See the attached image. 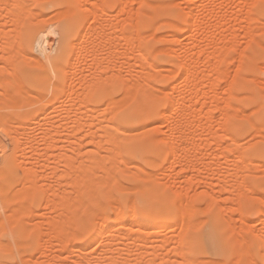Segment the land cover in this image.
Returning <instances> with one entry per match:
<instances>
[{
    "label": "rangeland",
    "instance_id": "1",
    "mask_svg": "<svg viewBox=\"0 0 264 264\" xmlns=\"http://www.w3.org/2000/svg\"><path fill=\"white\" fill-rule=\"evenodd\" d=\"M13 1H15V0H12V2L9 1L10 2L9 6L15 5V4L12 5V3H14ZM16 1H15V3H16ZM136 1L134 0V2H132V0L131 1L130 0H91V1L90 0H82V1L81 0H79V1L78 0H30V1L25 0V1L21 2V0H19V3L17 2L19 5H20V3H23V4H21L22 6L27 4L24 6L25 11H23L24 10L23 7H21L22 9L17 8L19 6L18 4H17V7L16 6L14 7L15 11H13V12H11V10H12L11 7H10V9L6 8L5 11L3 10L4 12H2V14H1V15H4V16H1L2 21H4V20L6 21L7 19H8L7 21H10V18H12V15H13V16H15L14 20L17 22L14 21L11 24V22L8 23L6 21L8 25L11 24L10 26H8L7 24H4L8 30L11 27H14V28H11L9 33H7V34H6L7 31L4 32V34L6 36L3 35L0 38V50H1L0 51V69H1L0 70V79L3 80V81L0 80V82L2 83V84L0 83L1 84L0 90L2 92V93L0 92V96L2 98V99L0 98V110H1L0 113L4 112L3 113L4 115L3 114L0 115V136H1L0 137V187H1L0 188V264H20L21 262L24 261L23 260L24 258H25V261L30 262V264H32V263L33 264H57V263L58 264H62V263L63 264H72V263L77 264V260H78L79 264H83V261H85V260L86 261L88 260L90 262V264H93L91 261H92V259H96L97 256L99 255V248H100L99 246L101 245V243H100V241H97V240H93L92 243L89 241L87 242L85 240V234L84 233H85V231L88 230V228L90 229V228L98 227V225L103 221V217H105L107 215L112 217V216H114V214L116 212H121L124 215V219H126L128 221V223L132 222L131 224L134 225L133 226L134 228H136V229H134L133 227H131L133 229L126 231V235H125L126 236L125 240L129 241L128 243L130 244V245L127 244L128 247L130 246L129 250L131 249V251H133V252H129L127 250V252L130 253L129 254L130 256L128 257V259H129L128 263L129 262L131 264L134 262H135L134 264H136V263L137 264L148 263V262L144 263V261H146L147 258L148 259L151 258L152 255L149 256V253L152 249V252H154L155 253L154 255H156V257H157V259H156L157 261L155 259H152V260H150V261H153V263L151 262V264H165V263L173 264L170 262V260L172 261L173 259L176 262L178 261L177 264H179V263L180 264H184V263L185 264H194L196 260L197 261L195 264H201L202 260L204 258L205 259L209 258V259L204 260L203 263L209 264L211 262H209V263H205V262L210 261V258L211 259H214V258H213V256L212 257L208 256V253L206 252V250L203 246L202 240L210 235L213 222L214 223L215 222H221L223 224L225 231H226V238L228 240V243L236 251V253H237L236 255L240 256L239 264H251L252 262H254L252 264H264V230H262V229H264L263 228V226H264V213H263L264 212V0H210V1L209 0H184L185 2H182L181 0H172L173 2L171 0H141V1L139 0V2H138V0H136ZM152 2H153V4H152ZM155 2H158V3H155ZM161 2H163V3L160 4ZM164 2L166 3V5ZM29 3L30 4L32 3V4L29 5ZM41 3H45V6H46L44 8L43 18H44V16H46L45 18H48V19L44 20V21H46L47 25H52L51 23L54 24L58 20L65 18L68 15V13H70V10L67 13V15H64L62 13V11L65 12L64 9L66 10V8H68V7L69 8L71 7L70 9L73 10V12H75V14L78 16V19L80 21V28H79L80 32H78L77 35L70 40L71 41L70 45L67 46V58L65 60V69H64L63 75L61 77V82H60L61 87L58 88L56 96H53L50 93L51 88L49 85L32 84V82H30V81H28L29 82V85H28V82H27V80H28L27 76H28L30 70H32L36 67V66L33 67L34 66V64H33L34 60L37 61L36 58L40 59V60L41 59L44 60V58H45L44 54L41 55L42 52L40 51V49L38 47H36L37 40L32 39V38H28L27 35L23 33V32H25V29L26 30L28 29L26 27H30V25L27 24L28 20H30L32 18L31 20L33 22H36L37 20L40 19L38 16H35V13L40 11ZM167 3H169V5H167ZM207 3H208V5H207ZM66 5H68V7ZM5 6H8V5L6 4ZM117 7H119V8H117ZM26 8L29 11L31 10L32 14L30 13V15H29V13L26 12V11H28V10H26ZM62 8H64V9H62ZM57 9H59V10H57ZM61 9H62V11H61ZM98 9H99V11H98ZM22 11H23V13L26 12V14L24 13L25 15L23 14L25 17H23ZM58 11H61V13H62L61 16H60V14L58 16L55 15V14H57ZM66 11H68V10H66ZM100 11H101V13H99ZM114 11H115V13H114ZM88 12L92 13V14H89ZM112 12H113V14H112ZM8 13L10 15L12 14L10 18L9 17L7 18V16H9ZM14 13H15V15H14ZM98 13H99V16H98ZM109 13H110L111 17L113 18V20L111 19ZM19 14L22 16H20ZM16 15H18L20 17L19 20L22 17H23L22 19H24L23 21L22 20L20 21L21 24H19V26L16 24V23H19L18 22L19 20L17 19ZM31 15L34 17H32ZM105 15H106V17H105ZM112 15H114L116 17H114ZM195 15H197V16H195ZM35 17L39 18V19H36ZM197 17H198V19H197ZM100 18H101V20H100ZM104 18H105V21H104ZM50 19H51V21H50ZM116 19L119 21H117ZM110 20H111V23H113L112 26H111V24L109 26L108 21L110 22ZM133 20H135V21H133ZM171 21H173V22H171ZM104 23H106V25ZM107 23H108V25H107ZM94 24H96V25H94ZM114 24H115V26H113ZM119 24H122V25H119ZM12 25H14V26H12ZM22 25H24L23 28H22ZM179 25H180V27H179ZM226 26H228V27H226ZM5 27L3 26L2 28L5 30L6 29ZM113 27H115L116 32L120 31V33L119 32L116 33L114 31ZM134 27L136 29H134ZM21 28H22V31L20 30L21 31V33H20V31L18 29H21ZM99 28H101V29H99ZM14 30L16 32L17 31H19V32L16 33ZM82 30H83V32H82ZM107 30L111 34H108ZM13 32H15V34ZM222 32L224 34H222ZM13 34L15 36H13ZM18 34H19V36H18ZM80 34L82 36L83 35H86V36L82 37ZM98 34L100 37H98ZM147 34H148V37L145 36ZM154 34H156L158 36H156V35L154 36ZM108 35H109V37L107 38ZM190 37H192V38H190ZM206 38H207V40H206ZM15 39H16V41H15ZM26 39H27V41H26ZM113 39H116V40H113ZM110 40H112V41L110 42ZM191 40H192V43H194V44L191 43ZM209 40L211 41V43H208V42H210ZM83 41L85 42V44H84L85 47L83 45V43H84ZM114 42H115V45H114ZM108 43H109V45H108ZM116 43H118V44L116 45ZM128 43H130L131 48L129 47ZM32 44H33V47L31 48ZM55 44L56 43H54V45ZM218 44H219L220 49L218 48ZM2 45H3V47H2ZM82 45H83V47H82ZM101 45H102V47H101ZM193 45H194V47H193ZM121 46L124 47V49L126 51ZM34 47H36V48H34ZM132 47H135V49H133ZM170 47H172V48H170ZM190 47H191V49H189ZM105 48H107V49L105 50ZM129 48H130V50H129ZM165 48H167V49H165ZM113 49H115L114 52H112ZM109 50H111V52ZM121 50H123L124 52ZM134 50L137 52H135ZM207 50H208V52H207ZM37 51H39L40 53L39 52L37 53ZM154 51H155V54H154ZM163 51H165V52H163ZM168 51H170V53ZM180 51H181V53H180ZM222 51H223V53H222ZM102 52H103V54H102ZM104 52H106V53H104ZM214 52H216V54ZM97 53H99V54H97ZM121 53L123 54L124 57L122 56ZM127 53H128V56H127ZM129 53H131V55ZM137 53H138L139 57L141 56V59L143 58V60L145 59V61L147 59V62H149V61L150 62L146 63L143 60H141L137 56ZM141 53L145 56V58H144V56H142ZM166 53H169V54H166ZM185 53H186V55H185ZM39 54L42 58L39 56ZM110 54H111V56H110ZM189 55L191 56L190 58H189ZM82 56H83V58H81ZM105 56H107V58ZM117 56H120V57H117ZM187 56H188L189 61L186 58ZM199 56H201V57H199ZM76 58H77V60H76ZM126 59H128V60H126ZM94 60H96V62ZM100 60L103 63L100 64ZM105 60H107L109 62L111 60V62H110L111 64L110 65L107 64L109 62H107ZM93 61L95 64L93 63ZM112 61H114V62H112ZM129 61L131 63H129ZM182 61H186V62H182ZM124 63H125V65H124ZM194 63H196V64H194ZM96 64H98V65H96ZM105 64H107L109 66H107ZM131 64H133V65L136 64V65L135 66L132 65L133 67L128 66ZM35 65H36V63H35ZM79 65H81V66H79ZM95 65H96V67H95ZM101 65L102 66L105 65V67L103 66L104 69L107 67L106 71L104 70L106 73H104L103 70H101L102 71L101 72L100 69H97V68H101L102 67ZM117 65H120L119 67H121V68L117 67ZM183 65H185V66H183ZM216 65H217V67H216ZM31 66H32V68L30 69ZM78 66H79V68L80 67L82 68V69L80 68L79 71H78V69H79ZM201 66H203V67H201ZM85 67H87V68L85 69ZM108 67L110 69L112 67H114V68L110 70ZM122 67H124V68H122ZM141 67H142V69H140ZM149 67H152L151 69H153V67H154V69L149 70ZM189 67L190 68L194 67L195 69H193V68L192 69L195 72L192 69H190ZM73 68H74V70L76 68V70L78 72H80L81 70L82 71L80 73L75 74L77 71L75 70V73L72 72V71H74ZM117 68H119V69H117ZM143 68H144V70H143ZM161 68H163V69H161ZM186 68L189 69V72H188V69H186ZM93 69H94V71H93ZM130 69H131V71H130ZM147 69L149 70V72H151L152 75H150V73L147 72ZM204 69H206V70H204ZM164 70H166V71H164ZM168 70L170 72H168ZM190 70L192 72V76H191ZM216 70H217V73H219V74L215 73ZM136 71H138V72H136ZM162 71H164V73L166 75H164V73ZM114 72H115V74L120 72L119 74H120V76H122V79H120V80L117 79L119 77H115V76H117L119 74L115 75ZM140 72L142 73V75H139ZM172 72H174V73H172ZM203 72H204V74L209 73L208 75L205 74V76H207V77L204 76ZM101 73H103V74H101ZM127 73H129V75ZM144 73H145V75L146 74H148V75L144 76ZM188 73H190L189 74L190 76L188 75ZM14 74H15V76H14ZM98 74L101 76H99ZM107 74H110V75L114 74L113 75L114 78L112 80H110L111 82L109 85H108L109 81H107V83L105 81V83L103 84V81H104L103 79H105V76H107ZM134 74H138V75H135L137 77H133ZM168 74L170 77L168 76ZM93 75H96V76H93ZM110 75L108 77H110ZM155 75H156L157 79H156ZM3 76L5 78H3ZM81 76L82 77L84 76L85 80H81V83H80V81H78V80L83 79ZM97 76H98L99 81H100V78L101 79H102V77H104V78L100 82L97 81V83H100V84L96 83L94 85V79H95V82H96V80H98V79H96ZM123 76L125 77V80L126 79L128 80V77L130 76V80H128V84L131 82L130 85L132 83H134V85L131 87L130 85H127L126 82H124L125 80L122 81L124 79ZM148 76L149 77L151 76V77L149 78ZM216 76H217V78H216ZM13 77H14V79H13ZM88 77H90V78H88ZM144 77L145 78L148 77V79H146L147 81L145 79L143 80ZM193 77H195V78H193ZM209 77H210V79H209ZM6 78H7V80H6ZM72 78H74V79H72ZM92 78H94V79H92ZM185 78L186 79L188 78V80H191V81L187 80L188 81L187 82V81L183 80ZM106 79H107V77H106ZM133 79L134 80L136 79V81H134ZM63 80H65V81H63ZM75 80L77 82H75ZM86 80L87 81L90 80V81L87 82ZM132 80H133V82H132ZM180 80L182 83L179 82ZM137 81L139 83L141 81L145 82L146 83V85L144 84L145 87L143 85H142L143 88H141L142 86L136 87L135 82L137 84L138 83ZM82 82L84 83V85H86V84L91 85V83H92V85H94L96 87H92V85L89 87L82 86L83 85ZM89 82H91V83L88 84ZM139 83L137 84V86H139ZM212 83H214L213 87L211 86ZM193 84H195V85H193ZM35 85H36V87H35ZM103 85H105V86L103 87ZM19 86H23V88L19 87ZM128 86H130V91L133 87L136 88L134 95H131V94H133L132 91H134V88L131 92H129ZM1 87L4 88V89L3 88L2 89L5 92H7V93L9 92L10 94L4 93V91H2V89H1ZM17 87L19 89L22 88L23 90L26 89L29 92L31 91L30 93L33 95H31L30 93L27 94L28 92L26 93V91L24 90V92L22 91V93L27 94V95L24 94L25 95V98H24V95H22L21 92H20V94L18 93L17 90H19V89H16ZM82 87H84V88L87 87L86 89H88V90H86V89L84 90V88H82ZM149 87H151V88H149ZM154 87H155V89H154ZM73 88H74V90H73ZM106 89H108L109 91ZM124 89L125 90L127 89V90L125 91ZM141 89H144L145 91L147 90V93H153L154 96H152V97L147 96V94L144 93V90H141ZM148 89H150L149 92H148ZM156 89H157V91H155ZM192 89H193V91H191ZM195 89H196V91H195ZM80 90H81V92H79ZM85 91H86V94H88L87 97H89V98H87L86 96H82V95H86L84 93ZM90 91H91V93H90ZM124 92H126V93H124ZM69 93H71V95H69ZM108 93L110 96L108 95ZM122 93L128 94L127 98L124 95V99H123ZM211 93H212V95H210ZM3 94H5V95L7 94V95L4 96ZM36 94H37V96H36ZM39 94H41L40 98H39ZM78 94H81V95H79V97H76V96H78ZM47 95H49V100L47 99L48 98ZM201 95L204 96V98ZM13 96H14V99H13ZM28 96H30V97H28ZM35 96H36V99H34ZM66 96H68V97H66ZM72 96H73V98H72ZM130 96H131V98H130ZM179 96H181V97H179ZM182 96H183V98H182ZM6 97H10L9 100ZM21 97H22V99H21ZM37 97H38L39 101H37L38 100ZM81 97L82 98L86 97V99H83L84 100L83 101L81 99ZM117 97H121V98L116 99ZM201 97H202V99H201ZM3 98H4V100H6V99L7 100L2 101ZM15 98L17 99V101L20 100V103L18 104L19 107H18V105H16L17 101ZM30 98L33 100H31ZM114 98H115V100H113ZM65 99H66V101L69 99L67 101L68 103L66 101H64ZM131 99H132V101H131ZM10 100H12V102H11V105L10 104L9 105L12 107H10L8 105ZM77 100L78 101L80 100V101L78 102ZM7 101H8V103H5ZM14 101H16L15 104H14ZM31 101H33V102H31ZM110 101H111V104H110ZM34 102H36L37 104ZM78 103L81 105H79ZM83 103H84V105H83ZM62 104H64V105H62ZM193 104H194V107H193ZM226 104H228V105H226ZM116 105H119V106H116ZM122 105H123V107H122ZM177 105H178V108H177ZM181 105H182V107H181ZM184 105H186V106H184ZM187 105H188V107H187ZM259 105H261V107ZM14 106H16V107H14ZM53 106H54V108H53ZM74 107L75 108L77 107L78 109L77 108L75 109ZM116 107H117V109L115 111V109H113V108H116ZM118 107H120V109ZM184 107H186L187 109ZM189 107H191V108H189ZM224 107H226V108H224ZM55 108H58V109H55ZM59 108H63V109H59ZM223 108L225 111L223 110ZM69 109L72 110L73 112L70 111ZM112 109L114 110L113 111L114 113L111 112V114H113V115L110 114V111ZM135 109L139 113L142 112L141 117L137 118V119H130L129 118L130 113L132 111H134ZM206 109H208V110H206ZM253 109H255V111ZM54 110H56L57 112ZM86 110H88V111H86ZM89 110H92V112L91 111L89 112ZM103 110L105 111V114H104ZM107 110H109V111H107ZM46 111H49V112H46ZM74 111H75V113H74ZM76 111L79 113H80V111H82L83 113H80L82 116L79 113H78L79 114L78 115ZM102 111H103V113H102ZM106 112H107V114H106ZM250 112H252V113H250ZM47 113L50 115H48ZM95 113H97V114H95ZM200 113H202V114H200ZM53 114L55 117H57V118H55V120L53 118L54 117ZM57 114L60 115L62 118L60 116H56ZM87 114H89V115H87ZM152 114H154V116ZM172 114H178V115L174 116ZM83 115H84V117H83ZM109 115H111V116H109ZM170 115H172V116H170ZM180 115H181V117H180ZM225 115H227V116H225ZM42 116H43V118H42ZM236 116L238 118H236ZM74 117H76L79 120V123H78V120L76 118H75V120L77 121V123L75 120H72V118L74 119ZM90 117L93 120H91ZM93 117H98V118H93ZM108 117H109L108 120H110L111 124L114 125L113 128L116 127V130H119V131L121 130V131H125V132H122L121 136H119L120 134L116 135L117 133H120L119 131H117V133L115 131L113 132L112 130L109 132L110 128L108 127L109 129H106V130H108L107 132H109L107 139L109 138L110 140L106 144L111 146V148H113V149L108 148V145H106L104 143V145H103L104 148L110 151V152L108 151V153H107V151H104L105 149L103 148L104 150L103 149L102 150L104 152H106V153H104L103 151L101 152L98 145L94 144L98 147L96 149H98L99 152H101V153H95V155L92 157L95 158L97 155H100L101 157H103V156H105V155L107 156L109 154L110 157L113 159V156L117 155L116 157H114L115 160L112 162L110 157L108 158V156L107 157L105 156L104 161L100 160V161H102L101 164L103 163L101 165L102 167L100 166V164L99 165L95 164L97 166V167L95 166V168L93 166V168L96 169V171L98 170L97 171L98 173L96 171L90 169V168L89 169L91 171L88 169L89 171L84 172L85 174L86 173L89 174V177H90L89 180L90 181L88 180V182H90L92 184V181H93L92 187H94V189H92L88 185L89 184L88 182H87L88 187H87V189H85V185H83L85 182L84 180L80 181L81 185H77V184L73 183L74 185L72 187L71 185H69L68 182H71L73 177L75 178V176H73L74 173H76V174L78 173L77 166L80 164L79 160H81L82 158H85V159L88 158V160H89V158L91 157L89 155H87L88 157L85 155L82 156L83 153L82 154H79V153L82 152L81 150H83V152H84L85 150H87V148H89L88 150L93 149L92 151H95V152L98 151V150L96 151V149H94L96 146L91 147V145L93 146L92 141L94 140V138H95V140H97L98 135L101 133V131H100L101 127H102V129H104L103 124L109 125L110 122L109 123L106 122V121H108L107 120ZM176 117L177 118L179 117L177 120L178 122L176 121V119H177ZM246 117H249V118H246ZM10 118H12L13 120H10ZM171 118H174L175 121L173 119L171 120ZM62 119L64 122L62 121ZM68 119H69V121H68ZM104 119H106V121H104ZM46 120H47V122H46ZM49 120H50V122H48ZM59 120H61V121H59ZM85 120H86V122H84ZM89 120L94 122L95 125H98V127L97 126L96 127L98 128V130L99 129L100 130L95 133L94 131H96L97 128L95 127L94 123L91 122L93 125L91 123H89L90 122ZM97 120H100V121L103 120V121H101L99 123ZM87 121H88V124H90V125H86V127H83L85 125V123L87 124ZM102 122H104V123H102ZM175 122H177V123H175ZM189 122H191V123H189ZM4 123H6V125H3ZM55 123L61 124V125L58 126ZM80 123L82 125H79V128H80V130H79V128H77L78 126H76V125L80 124ZM29 124H31V125L29 126ZM72 124H74V125H72ZM8 125H10V126L12 125V127H9ZM53 125L54 126L56 125V127H58L60 131L58 130V128L52 127ZM66 125L68 127H66ZM71 125H72V127H69ZM63 126H65L64 128L68 129L69 131L68 130L66 131V129L64 130ZM87 126H92V127H89V129H88ZM93 127H95L96 129ZM259 127H262V128H259ZM70 128H71V130H70ZM143 128L144 129L146 128V129L144 130ZM147 128H148V130H147ZM176 128H177V130H176ZM257 128H259V131H257ZM45 129L48 131H46ZM86 129H87V131L91 130L93 132V134L94 133L97 134V137L96 136L90 137V136H92V134H91L92 132L90 133L91 134L90 136L89 135L87 136L86 133H88V132L87 131L85 132ZM140 129H142V131H141L143 133L142 135H139ZM10 130L13 132L16 131L18 134L16 132H14V133L17 136L15 134H13V132L11 133ZM55 130L59 133H56ZM77 130H79V131H77ZM41 132H42V134H41ZM60 132H61V136H60ZM134 132H136L135 133L136 135L135 134L131 135ZM137 132H139V134H137ZM147 132H149V133H147ZM52 133H53V135L54 134L55 135L52 136ZM126 133H128V134L131 133L130 137H128L129 135L126 136L127 135ZM186 133H188V135ZM6 134L11 136V138L8 137ZM11 134H13V135H11ZM47 134L50 136H48ZM101 134H105V133L103 132ZM123 134H124V136H123ZM192 134H193V136H192ZM21 135H22V137H21ZM28 135H31V136H28ZM84 135H86V136H84ZM227 135L229 137H227ZM13 136H15L16 139ZM36 136H37V138H35ZM81 136H82V139H80ZM102 136L100 135V137H102ZM111 136H113V137H111ZM116 136H117V138L120 137V139H117V141H116V138H114ZM133 136H135V137H133ZM167 136H169V137H167ZM7 137L10 139H8ZM104 137H105V135H104ZM161 137H162V139H160ZM163 137H164V139H163ZM17 138H18V141H17ZM47 138H48V140H47ZM52 138H53V140H52ZM73 138H75V139L73 140ZM92 138H93V140L90 141L89 139H92ZM129 138H130V140H129ZM191 138H192V141H191ZM227 138H229L230 140ZM22 139L24 140V142ZM38 139H40V141H43V143L40 142ZM54 139H56V140H54ZM65 139H68V141ZM76 139H78L76 142L81 143V145L79 143V146L76 145L77 148L79 147L78 151L81 149L80 150L81 152L80 151L78 152L77 150H75L76 147L74 148V150L73 149L71 150V145H73V147L75 146V144H72L73 143L72 140L75 141ZM100 139L101 138H99V140ZM114 139H115V141H114ZM174 139H177L178 141H175ZM29 140H30V142H25V141H29ZM57 140H60V142H61V140H63L64 143L63 142L60 143ZM69 140H70V142H69ZM106 140H104V142H106ZM149 140L154 142L158 146L157 149L159 150V155H155V154L141 155L140 151L137 149V145L139 143L146 142ZM159 140H161V141H159ZM86 141H89V142H87L89 144H87ZM48 142H49V146H46V145H48ZM52 142H54V143H52ZM76 142H74V143H76ZM94 142L96 143V141H94ZM100 142H98V143L101 144ZM111 142L113 145L109 144ZM115 142H117L116 143L117 147H115V145H116V144H114ZM174 142H176L175 143L176 145L174 144ZM18 143H20V144H18ZM25 143H26V146H25ZM243 143H244V147H243ZM245 143H248V144H245ZM23 144L25 146L24 149H26V150L23 149V147H24ZM50 144H54V145L50 146ZM61 144L64 147H61L62 146ZM66 144L68 145V147L66 146ZM234 144H236V145L234 146ZM249 144H250V146H249ZM17 145H19L20 147ZM69 145H70V147H69ZM82 145L86 146V147L83 148ZM89 145H90V147H89ZM192 145H194L195 147ZM229 145H231L232 147ZM239 145H241V146H239ZM32 146H34V147L32 148ZM184 146L186 147L185 150L183 149V148H185ZM36 147H37V149H38V147H41V148L37 150ZM45 147H46V149H45ZM52 147H54V148L52 149ZM173 147H175V148H173ZM223 147H225L226 149ZM13 148H14V150L16 149V151L13 152ZM30 148H32L34 151L36 150L35 153H34V151H32V149L30 150ZM62 148H63V150H62ZM100 148H101V145H100ZM22 149H23V151H22ZM44 149H45V151L47 149L48 150L45 152ZM50 149H52V150L50 151ZM66 149L68 152L65 151ZM68 149H70V150H68ZM240 149H242V150H240ZM28 150H30L31 152H29ZM174 150H176V151H174ZM18 151H20V152H18ZM172 151L175 152V155H176V153H178L179 155H180V153H182V154L180 156L178 154L175 156V155H173L174 153ZM59 152H60V154H59ZM70 152H72L74 154L76 153V155H79V157L82 156V158L81 157L79 158L75 155L76 159H77L76 160V159H74L75 156L73 158L74 154L73 155L71 154L72 155L71 156ZM112 152H114V153H112ZM17 153H18V155H17ZM41 153H42V155H41ZM88 153H90V155H92V153L94 154V152H92V153L88 152ZM25 154H26L27 158H26ZM84 154H87V153L84 152ZM12 155L15 156V158L12 157ZM66 155L70 156L71 158L67 157ZM119 155H120V157H119ZM100 156H97V157L99 158ZM177 156H179V157H177ZM45 157H47L48 160ZM117 157H119V158H117ZM66 158L69 160V161L67 160L68 161L67 165L70 164L69 168L67 167V169H65L61 166L62 164L64 165L63 162L67 163L66 161H64V160H66ZM120 158L122 159V161L124 160L125 163H123ZM149 158H151L150 160L153 161L152 164H151L150 160L148 161ZM37 160H38V162H37ZM54 160H56V162ZM82 160H84V159H82ZM116 160H120V164H121L120 166L121 167L117 166L119 164H117V162H115ZM49 161H51V162H49ZM53 161L55 162V164L60 162L59 165L58 164L57 165L61 166V167H56L57 165H54ZM110 161H111V168L107 167V166H109L108 163ZM82 162H85V161H82ZM82 162H81V165L84 166L83 165L84 163L82 164ZM97 162L98 161H96V163ZM126 163H128V164H126ZM246 163H248V165ZM37 164H38V166H37ZM132 164H133V166H132ZM134 164H136V166ZM239 164H240V166H239ZM67 165H64V166H67ZM81 165L78 168L82 167ZM235 165H237V167L239 166L238 168L241 171H242V169L247 170V171L241 172L239 169H237V167ZM24 166H25V169H23ZM85 166L82 167V169L86 170L88 168V167L86 168ZM99 166L102 169H105L104 171H106L107 168L111 169V170H108V172L112 171L113 173H111V172L108 173L107 171L106 172L109 175L112 174L113 177L110 178L111 175H110V177H108L107 173L102 172L103 170L101 171L100 170L101 168ZM112 166H113V170H112ZM115 166H117L116 169H115ZM232 166H234V167H232ZM242 166H244V167H242ZM28 167L30 168L29 170H28ZM43 167H44V171H43ZM125 167H127V168H125ZM130 167H132V168H130ZM133 167L134 168L135 167H138V168L142 167V168H141V170H138V168L136 170V168L134 169ZM246 167H248L249 169H247ZM39 168H40V170H39ZM57 168H59L60 170ZM229 168H230V170H229ZM71 169H73V170H71ZM253 169L255 170V172ZM67 170L69 172L71 170V172L70 173L68 172V173L70 175L72 174L71 176H73V177L70 178V175L68 173L66 174ZM74 170H76L77 172H75ZM226 170H228V171H226ZM237 170H239L240 173ZM23 171H25V172L23 173ZM49 171H50V174H49ZM79 171H81V169ZM27 172L30 173V175L33 173L32 175L34 176V178L32 176H29L28 174H26ZM35 172H36V174H35ZM60 173H63V174H61L62 176L66 175L65 176L66 178L60 177L62 180L59 179L58 175L60 176ZM84 173L82 172V174H84ZM104 173H105V175H104ZM45 174L48 176L45 177L46 176ZM79 174H81V172H79L78 175ZM137 174L139 176H137ZM26 175H28V176H26ZM39 175L42 176V178ZM25 176L27 178L30 177V179L26 180L24 178ZM43 176L45 177V179H43ZM54 176L58 177V179L57 178L55 179ZM31 177L33 179L32 181H31ZM48 177H51V178H48ZM107 177L110 178L111 182L106 181V180H109V179H107ZM241 177H243V179ZM36 178H39V182H38V179H36ZM85 178H86V176H85ZM87 178H86V180H87ZM103 178L106 181L105 184H103L104 182L102 183V181H104ZM153 178H155V180L156 179L158 180L157 182H154V183H158L156 185H159V183H162L161 184V186H162L164 184L162 187V189L163 188L164 189L163 190L160 189V190L166 196L165 201H166L168 208H169L168 209L169 210L168 217L166 218V221L168 223L167 228H170L172 231L169 230V231H167L168 232L167 233L166 229H164V228H161V229L159 228V229L161 231L165 230L164 232L167 233V235L170 234V236H168V237H167V235L164 236L165 235L164 232L162 234H158L159 231L158 232L156 231V230H159L158 228H155L156 230H154V231H156L155 232L156 234L152 230L151 231L154 234L152 233L150 235V233H148V231L150 232V229L154 227L153 226L154 224L151 221L152 214L150 211L152 209L149 206V205H152V200L149 199V197L148 198L144 197V193L147 190V188H150L149 182H151V180L154 181ZM235 178H236V180H235ZM52 179L54 182L52 181ZM70 179H71V181H70ZM78 179L79 178L76 177L75 181ZM95 179H96V181H95ZM100 179L102 181H101V183H98L100 181ZM197 180H200V182ZM27 181H29V183ZM65 181L67 182L66 184L69 185L70 187H66L67 186L66 184H65L66 186H62V187H65L64 190H66V191L71 190V191H69V193L70 192L74 193V191L77 192L78 188L74 189V186L82 187L79 190L80 191L79 198L81 199L79 201L82 204L81 206L84 205L82 208L78 207L80 205H77L76 204L77 202H74L75 204H72L74 206V208H73V206L71 205L72 202H69L68 204H70L72 207L71 209L68 208L70 211H68V210L65 211L62 209L58 210L59 206L56 208L57 210H54V207H56L55 205L58 204L57 202L60 203L59 205H62V206H60V208L66 207V205H68L67 201H69L70 196H71V198L73 196V193H71L72 195L70 194V196H69V193H68V195L66 194L67 196H69V199L67 198V201H65V199L62 198L61 195H59V193L63 189L59 185L65 183ZM78 181H76V183ZM195 181H197L196 184H194ZM57 182H59V183H57ZM106 183H107V185H106ZM28 184H30L31 186H35V187L37 186L36 189H33V193H31L32 196H30V192L32 190L28 189L31 186L28 187ZM39 184H40V186H38ZM56 184H59V185H56ZM198 184H199V186H198ZM243 184H245L244 187H243ZM47 185L48 186L50 185L49 189H51V190H49L48 193H51L53 188L55 190L58 188L57 190L60 191V192L58 191L56 194L57 190L56 191L53 190V191H55L54 194H56L55 197H57V199H58L56 201L54 200V203L56 202L54 206L51 204L52 205L51 207H53V208L50 207L49 202L51 201V203H52V200L50 198H51V196L53 197L54 195H51L50 198H49L48 194L46 195L45 192L48 191ZM121 185L124 188H126V187L127 188L124 189L123 187H121ZM106 186L107 187L109 186V187L107 189H105ZM26 187H28V188H26ZM134 187H136V188H134ZM158 187H160V185ZM89 188H91L92 190L91 189L90 190L95 193V194L94 193L92 194V195H94L92 197H90L91 194H89ZM183 189H185V190H183ZM64 190H63V192H64ZM13 191H14V193H13ZM235 191H237V193ZM238 191H240V192H238ZM24 192H27L26 193L27 195L25 194L26 197L23 194ZM76 192L74 194L77 196ZM168 192L172 195H170ZM243 192H246V193H243ZM21 194H23V195H21ZM191 194L193 195V197ZM241 194H244V196ZM246 194H248V195L246 196ZM28 195L30 196V198L32 197L31 200L28 199L29 198ZM106 195L109 197V199ZM173 195L175 197H173V199H172L171 197ZM8 196L11 198H9ZM142 196L145 198L147 204L141 203L140 200H141ZM190 196H191V198H190ZM230 196H233V197H230ZM6 197H8L9 200ZM111 197H112V199H111ZM227 197H230V198H227ZM92 198H96L95 199L96 201H93L94 199H92ZM211 198H213V200ZM75 199H76L75 201H78V198L75 197ZM48 200H50V201L47 202ZM179 200H180V202H179ZM19 201H20V204H19ZM26 201H27V203H25ZM70 201H72V200L70 199ZM97 202H99L98 205L101 204L103 206H97L96 207ZM130 202H131V204H130ZM11 203H12V205H11ZM21 203H23V204L21 205ZM177 203H180V204H177ZM130 205H132V207H134V206L135 207L130 210V208H129V207H131ZM179 205H181L180 206L181 209L183 208L182 210L180 209V207H178ZM208 205H209V207H208ZM210 205H211V207H210ZM14 206H16V207H14ZM44 206H45V208L46 207H49V208L45 209ZM111 206L112 207L116 206L119 208L115 207V208H113L114 209L113 210L111 208ZM87 208H90V209L88 210ZM184 209H186V210H184ZM16 210L18 211V213L16 212ZM78 210H79V212H78V214H76ZM189 210L192 212L190 213ZM23 211H25V213ZM59 211H60V213H59ZM63 211H65V212H63ZM67 211L70 212V214H63V213H66ZM74 211H75V213H74ZM183 211H185L186 213ZM15 212H16V218L14 216ZM21 212H23V214ZM37 212L39 215L37 214ZM39 212L42 214V217H41V214ZM72 212L74 214H72ZM129 212L134 213V214L132 213V215L134 216L135 220L133 219V216L130 217L131 213H129ZM19 213H20V215H19ZM57 213H58V215H60L61 218H57L58 217ZM181 213H183V214H181ZM61 214H62V216H61ZM127 214L128 215L130 214V215L128 216ZM32 215H34L35 218ZM66 215H70V217L69 216L68 217L71 218V221L68 220L69 218L66 217ZM125 215H126V217H125ZM184 215H186L188 217V219L185 217L186 220H188V221H186L187 223H185L186 225L182 221L183 220L182 218L184 217ZM209 215H210V217H209ZM13 216H14L15 222L13 221V219H11V218H13ZM100 216H102V218ZM207 216L209 219L207 218ZM53 218H55V219H53ZM78 218H80L81 220H79ZM10 219H11V222L13 221L12 222L13 224L10 222ZM19 219L24 221V222L20 221ZM57 219L62 220L63 228L65 227L63 230L59 228V225H62V224L58 223ZM77 219L79 221H77ZM19 221H20V223H19ZM47 221H49V223H48L49 225L53 222L52 224L57 227L56 231L54 229H53V231L51 230L52 228L45 223ZM229 221H230V223H229ZM59 222H61V221H59ZM68 222H70L69 224H71V225L73 224L71 226V228L73 227L71 231L69 229L70 226L68 227ZM71 222H73V223H71ZM98 222H99V224H98ZM140 222H142L143 224H141ZM181 222H183L182 224H184L183 226H185L184 234L180 232V231H182L181 229H180V231L175 230V228L176 229H178L179 227L182 228ZM200 222H201V224H200ZM9 223H11V226L9 225ZM22 223H24V225ZM42 223H43V225H42ZM80 223H83V224H80ZM195 223H197L198 226L195 225ZM131 224H130V226H132ZM21 225L23 226L22 228L25 227V229L27 230V233H25L26 232V230H25V232L23 231L24 233L22 234ZM32 225H33V228L29 229L30 226L32 227ZM34 225H36V226H34ZM53 225H51V226L53 227ZM80 225H83L82 228L80 227ZM174 225H175V228H174ZM27 226H29V228ZM55 226H54V228H56ZM194 226L196 227L195 229H194ZM47 227H50V228H47ZM67 227H68V229H67ZM137 227H139V229H140V227H141V229H143L144 227L146 228V229L144 228V231L143 230L139 231L140 232L139 233L140 238L137 235V233H135L136 232L135 230H137ZM229 227H230V229H229ZM27 228L29 229V231ZM41 228H43V230ZM45 228H47L48 230ZM74 229H76V230H74ZM231 229H233V230H231ZM256 229H260V231L259 230L257 231ZM132 232H133V237L136 240L134 238H132V236H131ZM258 232H260V233H258ZM177 233L181 234L183 236L180 237L181 235H179L177 237V235H178ZM65 234H66V236H65ZM128 234L130 235V237L128 236ZM175 234H176V236H173ZM59 235H61V237ZM242 235H243V238H240V237H242ZM152 236H154V237H152ZM162 236H164V237H162ZM261 236H263V239ZM150 237H152V239ZM160 237H162L163 239L165 238L164 240L161 238L164 242L163 241L162 242H156V240H158ZM166 237H167V239H166ZM175 237H176V239H175ZM58 238L60 239V241H62L63 244H60L61 242H59V241L57 243ZM128 238L130 240H128ZM7 239H8V242H7ZM131 239H134L138 244L134 240H131ZM137 239L140 242L142 240V242L140 243ZM150 239H151V242H150ZM179 239H181V240H179ZM242 239L244 241H242ZM166 240H167V242H165ZM171 240L174 244L171 242ZM238 241H240V242H238ZM131 242H133V244ZM179 242H182V243L180 244ZM178 243H179V245H181L180 248H179V246H176V244L178 245ZM238 243H240V244H238ZM9 244H10V247H9ZM236 244H238L239 246H236ZM243 244H245V245H243ZM16 245H17V247H16ZM19 245H20V247H19ZM41 245H43V246H41ZM127 245H126V247H127ZM142 245L150 246V247L145 248V246H142ZM161 245H163L164 248ZM173 245H175V247H177V248H175V250L177 252H178V250L180 252H182L180 254L181 256L178 254L180 252H178L176 254V251L174 250ZM140 246H142L143 248ZM152 246H153V248H152ZM160 246L162 247L161 248L162 252L160 251ZM237 247H239V248H237ZM137 248H139V249H137ZM180 249H182V250H180ZM145 250L146 251L148 250V252H145ZM153 250H155V251H153ZM247 250H249V251L247 252ZM137 251L140 253H137ZM141 251L145 252V253H141ZM172 251L175 254H173ZM90 252L92 254H89ZM135 252H136V254L133 255ZM166 252H168V253H166ZM249 252L251 254V257H250ZM71 253L73 256H70ZM131 253H132V255H131ZM246 253L249 254V258H251V259L248 260V255ZM137 254L139 256H137ZM83 255H86L87 257L85 256V258H84ZM173 255H177V256L179 255L180 257H182V259L181 258L179 259V256L177 258H176V256L172 257ZM162 256L166 259V261H164V258ZM72 257H73V259H72ZM75 257H76V259H75ZM130 257H132V258H130ZM138 257H140V260ZM145 257H147V258H145ZM153 257H155V256H153ZM19 258H21V259L23 258V259L20 260ZM28 258H30V259H28ZM26 259H28V261ZM74 259H75V261L71 262ZM135 259H136V261H135ZM148 259H147V261H149ZM198 259H201L200 260L201 262ZM174 260L172 262H174ZM188 260H190V261H188ZM192 260H194V261L192 262ZM214 260H216V259H214ZM214 260H212V262ZM86 261L84 262V264L89 263V262L87 263ZM162 261H164L165 263ZM176 262H175V264H176ZM181 262H183V263H181ZM217 262H219V261H216V263ZM214 263H212V264H214ZM21 264H25V263H21ZM220 264H223V262H221Z\"/></svg>",
    "mask_w": 264,
    "mask_h": 264
},
{
    "label": "bare ground",
    "instance_id": "2",
    "mask_svg": "<svg viewBox=\"0 0 264 264\" xmlns=\"http://www.w3.org/2000/svg\"><path fill=\"white\" fill-rule=\"evenodd\" d=\"M9 1L12 2V0H0V38H1V36L5 35L4 32L7 31V32H6V34H7V33H9V31H10L11 28H14V27H11V28L8 30V29L5 27V25H4V24H7V22H8V23L11 22V24H12V23L15 21V20H14V19H15V16H13L12 14H11V15H12V18H10L11 15H10L9 13H8L9 16H7V18H8V17L10 18V21H7V20H8L7 18H6V19H7V20H6L7 22H6L5 20H4V21L1 20V18H2L1 16H4V15H1V14H2V12L5 11L6 8H7V9H8V8L10 9V7H11V9H12L11 12H13V11H15V8H14V7H15V6L17 7V4L19 3V0H17V1L15 0L16 3H15V1H13L14 3H12V5H13V4H15V5H13V6H9V5H10V4H9V3H10ZM22 1H25V0H21V2H22ZM29 1H30V0H29ZM78 1H79V0H78ZM81 1H82V0H81ZM90 1H91V0H90ZM130 1H131V0H130ZM135 1H136V0H135ZM140 1H141V0H140ZM171 1H172V0H171ZM181 1H182V2H185L184 0H181ZM209 1H210V0H209ZM17 2H18V3H17ZM84 2H85V1H84ZM92 2H93V1H92ZM127 2H128V1H127ZM132 2H134V0H132ZM136 2H137V1H136ZM138 2H139V0H138ZM172 2H173V1H172ZM174 2H175V1H174ZM179 2H180V1H179ZM93 3H94V2H93ZM120 3H121V2H120ZM155 3H158V2H155ZM162 3H163V2H161L160 4H162ZM164 3H165V2H164ZM6 4H7L8 6H5ZM21 4H23V3H20V5L18 4L19 6H18L17 8L22 9L21 7H23V9H24L23 11H25L24 6L27 5V4H25V5H23V6H22ZM31 4H32V3H31ZM31 4L29 3V5H31ZM83 4H84V3H83ZM83 4H82V5H83ZM87 4H88V3H87ZM121 4H122V3H121ZM152 4H153V2H152ZM170 4H171V3H170ZM178 4H179V3H178ZM210 4H211V3H210ZM165 5H166V3H165ZM167 5H169V3H167ZM171 5H172V4H171ZM207 5H208V3H207ZM66 6L68 7V5H66ZM83 6H84V5H83ZM89 6H90V5H89ZM94 6H95V5H94ZM27 7H28V6H27ZM45 7H46V6H45V3H41L40 11L37 12V13H35V16H38L40 19L35 17L36 19H39V20H37L36 22H33V21L31 20L32 18H31L30 20H28L29 22L27 21V24H29L30 27H26V28H28V29H27V30L25 29V32H23L24 34L27 35L28 38H32V39L37 40V45H36V47H38V48L40 49V51L42 52L41 55L44 54V57H45L44 60H43V59L40 60V59H37V58H36L37 61L34 60V63H33L34 66H33V67H35V66H36V67H35L34 69L30 70V72H29V74H28V76H27V77H28L27 82L30 81V82H32V84H43V85H49L50 88H51V92H50V93H51L53 96H56V95H57V90H58V88L61 87V86H60L61 77H62V75H63V71H64V69H65V60H66V58H67V46L70 45V42H71L70 40H71L72 38H74V37L77 35L78 32H80V30H79V28H80V21H79V19H78V16L75 14V12H73V10L70 9L71 7H70V8L68 7V8H66V10H68V11H66L64 8H62V9H64L65 12H63L62 9H61V11H62V13H63L64 15H67V13H68L69 10H70V13H68V15H67L65 18H63V19H61V20H58V21L55 22L54 24L51 23L52 25H47V24H46V21H44V20H45V19H48V18H45L46 16H44V18H43V15H44L43 12H44V8H45ZM64 7H65V6H64ZM85 7H86V6H85ZM91 7H92V6H91ZM190 7H191V6H190ZM13 8H14V9H13ZM117 8H119V7H117ZM191 8H192V7H191ZM89 9H90V8H89ZM95 9H96V8H95ZM101 9H102V8H101ZM3 10H4V11H3ZM16 10H17V9H16ZM26 10H28V9L26 8ZM57 10H59V9H57ZM122 10H123V9H122ZM122 10H121V11H122ZM189 10H190V9H189ZM20 11H21V10H20ZM23 11H22V15H23L24 13L26 14V12H28L29 15H30V13L32 14V11H31V10H30V11L28 10V11H26V12H24V13H23ZM61 11H58L59 13L57 12V14H55V15L58 16V15L60 14V16H61V14H62ZM83 11H84V10H83ZM89 11H90V10H89ZM98 11H99V9H98ZM7 12H8V11H7ZM17 12H18V11H17ZM52 12H53V11H52ZM20 13H21V12H20ZM65 13H66V14H65ZM88 13H89V12H88ZM99 13H101V11H100ZM99 13H98V16H99ZM102 13H103V12H102ZM114 13H115V11H114ZM124 13H125V12H124ZM129 13H130V12H129ZM146 13H147V12H146ZM25 14H24V15H25ZM89 14H92V13H89ZM112 14H113V12H112ZM121 14H122V13H121ZM191 14H192V13H191ZM191 14H190V15H191ZM14 15H15V13H14ZM19 15H20V14H19ZM22 15H20V16H22ZM24 15H23V17H25ZM27 15H28V14H27ZM85 15H86V14H85ZM106 15H107V14H106ZM106 15H105V17H106ZM109 15H110V13H109ZM109 15H108V16H109ZM115 15H116V14H115ZM198 15H199V14H198ZM5 16H6V15H5ZM16 16H17V19L19 20L20 17H19L18 15H16ZM31 16H32V15H31ZM60 16H59V17H60ZM112 16H114V15H112ZM195 16H197V15H195ZM23 17H22V18H23ZM32 17H34V16H32ZM110 17H111V15H110ZM114 17H116V16H114ZM22 18L18 21L19 23H16L18 26H19V24H21L20 21H21V20H22V21L24 20V19H22ZM54 18H55V17H54ZM111 19L113 20L112 17H111ZM120 19H121V18H120ZM197 19H198V17H197ZM197 19H196V20H197ZM100 20H101V18H100ZM116 20H117V19H116ZM50 21H51V19H50ZM104 21H105V18H104ZM117 21H119V20H117ZM133 21H135V20H133ZM198 21H199V20H198ZM5 22H6V23H5ZM15 22H17V21H15ZM102 22H103V21H102ZM115 22H116V21H115ZM161 22H162V21H161ZM171 22H173V21H171ZM174 22H175V21H174ZM219 22H220V21H219ZM108 23H109V26H110V24H111V26H112V24H113V23H111V20H110V22L108 21ZM108 23H107V25H108ZM225 23H226V22H225ZM11 24H9V25L7 24V25L10 26ZM22 24H23V23H22ZM27 24H26V25H27ZM96 24H97V23H96ZM96 24H94V25H96ZM104 24L106 25V23H104ZM24 25H25V24H24ZM24 25H22V28L24 27ZM119 25H122V24H119ZM171 25H172V24H171ZM228 25H229V24H228ZM3 26L6 28L5 30L2 28ZM8 26H7V27H8ZM12 26H14V25H12ZM113 26H115V24H114ZM192 26H193V25H192ZM194 26H195V25H194ZM107 27H108V26H107ZM179 27H180V25H179ZM226 27H228V26H226ZM22 28H21V29H18V30H19V31H20V30L22 31ZM90 28H91V27H90ZM113 28H114V31H115V27H113ZM132 28H133V27H132ZM84 29H85V28H84ZM99 29H101V28H99ZM109 29H110V28H109ZM111 29H112V28H111ZM116 29H117V28H116ZM134 29H136V28L134 27ZM196 29H197V28H196ZM202 29H203V28H202ZM3 30H4V31H3ZM15 30H16V29H15ZM15 30H14V31H15ZM19 31H17V32L15 31V32L18 33ZM21 31H20V33H21ZM87 31H88V30H87ZM87 31H86V32H87ZM107 31H108V30H107ZM15 32H13V33L15 34ZM82 32H83V30H82ZM82 32H81V33H82ZM84 32H85V31H84ZM100 32H101V31H100ZM115 32H116V31H115ZM117 32L120 33V31H117ZM117 32H116V33H117ZM95 33H96V32H95ZM135 33H136V32H135ZM150 33H151V32H150ZM192 33H193V32H192ZM14 34H13V36H15ZM108 34H111V33H109V31H108ZM132 34H133V33H132ZM166 34H167V33H166ZM196 34H197V33H196ZM222 34H224V33L222 32ZM80 35H81V34H80ZM155 35H156V34H154V36H155ZM170 35H171V34H170ZM5 36H6V35H5ZM18 36H19V34H18ZM21 36H22V35H21ZM81 36H82V35H81ZM83 36L85 37L86 35H83ZM83 36H82V37H83ZM91 36H92V35H91ZM94 36H95V35H94ZM145 36L148 37V34L145 35ZM156 36H158V35H156ZM223 36H224V35H223ZM225 36H226V35H225ZM7 37H8V36H7ZM10 37H11V36H10ZM88 37H89V36H88ZM96 37H97V36H96ZM98 37H100L99 34H98ZM108 37H109V35L107 36V38H108ZM135 37H136V36H135ZM165 37H166V36H165ZM211 37H212V36H211ZM211 37H210V38H211ZM214 37H215V36H214ZM216 37H217V36H216ZM5 38H6V37H5ZM13 38H14V37H13ZM133 38H134V37H133ZM190 38H192V37H190ZM218 38H219V37H218ZM22 39H23V38H22ZM83 39H84V38H83ZM86 39H87V38H86ZM95 39H96V38H95ZM111 39H112V38H111ZM195 39H196V38H195ZM211 39H212V38H211ZM220 39H221V38H220ZM3 40H4V39H3ZM24 40H25V39H24ZM113 40H116V39H113ZM186 40H187V39H186ZM200 40H201V39H200ZM206 40H207V38H206ZM221 40H222V39H221ZM15 41H16V39H15ZM26 41H27V39H26ZM88 41H89V40H88ZM101 41H102V40H101ZM107 41H108V40H107ZM111 41H112V40H110V42H111ZM132 41H133V40H132ZM209 41H210V40H209ZM212 41H213V40H212ZM35 42H36V41H35ZM83 42H84V41H83ZM86 42H87V41H86ZM134 42H135V41H134ZM185 42H186V41H185ZM33 43H34V42H33ZM54 43H56V44L54 45ZM88 43H89V42H88ZM96 43H97V42H96ZM112 43H113V42H112ZM121 43H122V42H121ZM191 43H192V40H191ZM208 43H211V41L208 42ZM212 43H213V42H212ZM220 43H221V42H220ZM35 44H36V43H35ZM78 44H79V43H78ZM84 44H85V42L83 43V45H84ZM99 44H100V43H99ZM110 44H111V43H110ZM117 44H118V43H116V45H117ZM192 44H194V43H192ZM195 44H196V43H195ZM215 44H216V43H215ZM71 45H72V44H71ZM83 45H82V47H83ZM108 45H109V43H108ZM114 45H115V42H114ZM128 45H129V47H130V43H128ZM2 47H3V45H2ZM32 47H33V44L31 45V48H32ZM36 47H34V48H36ZM84 47H85V45H84ZM101 47H102V45H101ZM121 47H122V46H121ZM193 47H194V45H193ZM99 48H100V47H99ZM116 48H117V47H116ZM119 48H120V47H119ZM122 48L124 49V47H122ZM130 48H131V47H130ZM130 48H129V50H130ZM132 48L135 49V47H132ZM170 48H172V47H170ZM180 48H181V47H180ZM202 48H203V47H202ZM202 48H201V49H202ZM218 48L220 49L219 44H218ZM224 48H225V47H224ZM12 49H13V48H12ZM20 49H21V48H20ZM81 49H82V48H81ZM91 49H92V48H91ZM91 49H90V50H91ZM101 49H102V48H101ZM103 49H104V48H103ZM106 49H107V48H105V50H106ZM111 49H112V48H111ZM126 49H127V48H126ZM165 49H167V48H165ZM189 49H191V47H190ZM197 49H198V48H197ZM205 49H206V48H205ZM219 49H218V50H219ZM99 50H100V49H99ZM114 50H115V49H113L112 52H114ZM124 50H125V49H124ZM137 50H138V49H137ZM158 50H159V49H158ZM163 50H164V49H163ZM180 50H181V49H180ZM185 50H186V49H185ZM221 50H222V49H221ZM0 51H1V50H0ZM15 51H16V50H15ZM32 51H33V50H32ZM80 51H81V50H80ZM109 51L111 52V50H109ZM121 51H123V50H121ZM125 51H126V50H125ZM132 51H133V50H132ZM134 51H135V50H134ZM161 51H162V50H161ZM171 51H172V50H171ZM174 51H175V50H174ZM199 51H200V50H199ZM211 51H212V50H211ZM223 51H224V50H223ZM223 51H222V53H223ZM38 52H39V51H37V53H38ZM78 52H79V51H78ZM78 52H77V53H78ZM107 52H108V51H107ZM110 52H109V53H110ZM123 52H124V51H123ZM135 52H137V51H135ZM163 52H165V51H163ZM168 52L170 53V51H168ZM192 52H193V51H192ZM202 52H203V51H202ZM205 52H206V51H205ZM207 52H208V50H207ZM207 52H206V53H207ZM209 52H210V51H209ZM37 53H36V54H37ZM39 53H40V52H39ZM104 53H106V52H104ZM133 53H134V52H133ZM142 53H143V52H142ZM142 53H141V54H142ZM169 53H166V54H169ZM180 53H181V51H180ZM183 53H184V52H183ZM183 53H182V54H183ZM187 53H188V52H187ZM198 53H199V52H198ZM206 53H205V54H206ZM214 53L216 54V52H214ZM78 54H79V53H78ZM97 54H99V53H97ZM102 54H103V52H102ZM113 54H114V53H113ZM113 54H112V55H113ZM121 54H122V53H121ZM124 54H125V53H124ZM129 54L131 55V53H129ZM141 54H140V55H141ZM154 54H155V51H154ZM171 54H172V53H171ZM176 54H177V53H176ZM178 54H179V53H178ZM191 54H192V53H191ZM191 54H190V55H191ZM199 54H200V53H199ZM211 54H212V53H211ZM225 54H226V53H225ZM245 54H246V53H245ZM17 55H18V54H17ZM83 55H84V54H83ZM185 55H186V53H185ZM190 55H189V58L191 57ZM217 55H218V54H217ZM34 56H35V55H34ZM39 56H40V54H39ZM76 56H77V55H76ZM110 56H111V54H110ZM110 56H109V57H110ZM122 56H123V54H122ZM127 56H128V53H127ZM133 56H134V55H133ZM137 56H138V53H137ZM142 56H144V55L142 54ZM192 56H193V55H192ZM196 56H197V55H196ZM206 56H207V55H206ZM212 56H213V55H212ZM212 56H211V57H212ZM40 57H41V56H40ZM103 57H104V56H103ZM105 57L107 58V56H105ZM112 57H113V56H112ZM115 57H116V56H115ZM117 57H120V56H117ZM123 57H124V56H123ZM138 57H139V56H138ZM184 57H185V56H184ZM199 57H201V56H199ZM41 58H42V57H41ZM78 58H79V57H78ZM81 58H83V56H82ZM139 58L141 59V56H140ZM144 58H145V56H144ZM186 58L188 59V56H187ZM186 58H185V59H186ZM220 58H221V57H220ZM89 59H90V58H89ZM102 59H103V58H102ZM104 59H105V58H104ZM124 59H125V58H124ZM136 59H137V58H136ZM76 60H77V58H76ZM85 60H86V59H85ZM111 60H112V59H111ZM111 60H110V62H111ZM126 60H128V59H126ZM141 60H143V58H142ZM191 60H192V59H191ZM194 60H195V59H194ZM32 61H33V60H32ZM94 61L96 62V60H94ZM94 61H93V63H94ZM105 61H107V60H105ZM115 61H116V60H115ZM123 61H124V60H123ZM139 61H140V60H139ZM143 61L146 62V63H149V62H150V61L147 62V59H146V61H145V59H144ZM188 61H189V59H188ZM208 61H209V60H208ZM208 61H207V62H208ZM68 62H69V61H68ZM83 62H84V61H83ZM107 62H109V61H107ZM110 62L107 63V64L110 65V64H111ZM112 62H114V61H112ZM120 62H121V61H120ZM182 62H186V61H182ZM194 62H195V61H194ZM35 63H36V65H35ZM101 63H103V62H101V60H100V64H101ZM105 63H106V62H105ZM129 63H131V62L129 61ZM129 63H128V64H129ZM136 63H137V62H136ZM174 63H175V62H174ZM174 63H173V64H174ZM190 63H191V62H190ZM201 63H202V62H201ZM203 63H204V62H203ZM72 64H73V63H72ZM72 64H71V65H72ZM94 64H95V63H94ZM107 64H105V65H107ZM113 64H114V63H113ZM191 64H192V63H191ZM194 64H196V63H194ZM8 65H9V64H8ZM96 65H98V64H96ZM96 65H95V67H96ZM105 65H103V66L105 67ZM109 65H107V66H109ZM124 65H125V63H124ZM132 65H133V64L128 65V66L133 67V66H135L136 64H134L133 66H132ZM147 65H148V64H147ZM211 65H212V64H211ZM79 66H81V65H79ZM79 66H78V68H79ZM101 66H102V65H101ZM101 66H100V67H101ZM103 66H102V67H103ZM119 66H120V65H117V67H119ZM126 66H127V65H126ZM140 66H141V65H140ZM174 66H175V65H174ZM174 66H173V67H174ZM183 66H185V65H183ZM186 66H187V65H186ZM76 67H77V66H76ZM102 67H101V68H102ZM104 67H103L102 69H101V68H97V69H100V71H101V70H103V71L105 70V71H106V68H107V67H106L105 69H104ZM137 67H138V66H137ZM137 67H136V68H137ZM155 67H156V66H155ZM187 67H188V66H187ZM196 67H197V66H196ZM199 67H200V66H199ZM201 67H203V66H201ZM216 67H217V65H216ZM31 68H32V66L30 67V69H31ZM71 68H72V67H71ZM80 68H81V67H80ZM80 68L78 69V71L80 70ZM86 68H87V67H85V69H86ZM108 68H109V67H108ZM113 68H114V67H112L111 69H113ZM119 68H121V67H119ZM119 68H117V69H119ZM122 68H124V67H122ZM128 68H129V67H128ZM151 68H152V67H149V70H150ZM174 68H175V67H174ZM174 68H173V69H174ZM189 68H190V67H189ZM192 68L195 69L194 67H192ZM192 68H190V69H192ZM197 68H198V67H197ZM208 68H209V67H208ZM208 68H207V69H208ZM210 68H211V67H210ZM214 68H215V67H214ZM81 69H82V68H81ZM94 69H95V68H94ZM94 69H93V71H94ZM109 69H110V68H109ZM111 69H110V70H111ZM117 69H116V70H117ZM140 69H142V67H141ZM153 69H154V67H153ZM153 69H151V70H153ZM161 69H163V68H161ZM168 69H169V68H168ZM186 69H188V68H186ZM193 69H192V70H193ZM0 70H1V69H0ZM73 70H74V68H73ZM75 70H76V68H75ZM75 70L72 71V72L75 73ZM87 70H88V69H87ZM107 70H108V69H107ZM143 70H144V68H143ZM149 70L147 69V72H149ZM204 70H206V69H204ZM211 70H212V69H211ZM211 70H210V71H211ZM76 71H77V70H76ZM78 71H77L75 74L80 73L82 70H81L80 72H78ZM96 71H97V70H96ZM100 71H99V72H100ZM105 71H104V73H106ZM130 71H131V69H130ZM138 71H139V70H138ZM138 71H136V72H138ZM141 71H142V70H141ZM145 71H146V70H145ZM154 71H155V70H154ZM154 71H153V72H154ZM157 71H158V70H157ZM159 71H160V70H159ZM164 71H166V70H164ZM164 71H162V72L164 73ZM174 71H175V70H174ZM193 71H194V70H193ZM199 71H200V70H199ZM90 72H91V71H90ZM101 72H102V71H101ZM111 72H112V71H111ZM128 72H129V71H128ZM134 72H135V71H134ZM168 72H170V71L168 70ZM188 72H189V69H188ZM190 72H191V70H190ZM194 72H195V71H194ZM204 72H205V71H204ZM204 72H203V74H204ZM1 73H2V72H1ZM85 73H86V72H85ZM119 73H120V72H119ZM119 73H117V74H119ZM140 73H141V72H140ZM140 73H139V75H142V73H141V74H140ZM149 73H150V75H152L151 72H149ZM172 73H174V72H172ZM215 73H217V70H216ZM3 74H4V73H3ZM3 74H2V75H3ZM72 74H73V73H72ZM101 74H103V73H101ZM110 74H111V73H110ZM110 74H107V76H105V79H103L104 77H102V79L104 80V81H103V84L105 83V81H106V83H107V81H109L108 85L110 84V82H111L110 80H112V79L114 78L113 75L115 74V72H114V74H112V75H110ZM117 74H115V75H117ZM127 74L129 75V73H127ZM131 74H132V73H131ZM184 74H185V73H184ZM186 74H187V73H186ZM189 74H190V73H188V75H189ZM195 74H196V73H195ZM205 74L208 75L209 73H208V74L205 73ZM205 74H204V76H205ZM217 74H219V73H217ZM73 75H74V74H73ZM79 75H80V74H79ZM84 75H85V74H84ZM98 75H99V74H98ZM109 75H110V77H108ZM121 75H122V74H121ZM135 75H138V74H134L133 77H137V76H135ZM147 75H148V74L145 75V73H144V76H147ZM161 75H162V74H161ZM164 75H166V74L164 73ZM212 75H213V74H212ZM14 76H15V74H14ZM68 76H69V75H68ZM86 76H87V75H86ZM93 76H96V75H93ZM99 76H101V75H99ZM111 76H112V77H111ZM130 76H131V75H130ZM130 76L128 77V80H130ZM168 76H169V74H168ZM171 76H172V75H171ZM184 76H185V75H184ZM189 76H190V75H189ZM191 76H192V72H191ZM204 76H203V77H204ZM6 77H7V76H6ZM9 77H10V76H9ZM72 77H73V76H72ZM81 77H82V76H81ZM106 77H107L108 80L106 79ZM115 77H119V78H117V79H119V80L122 79V76H120V74L117 75V76H115ZM123 77H124V76H123ZM148 77H149V76H148ZM148 77H147V78L144 77L143 80H144V79H145V80L148 79ZM150 77H151V76H150ZM150 77H149V78H150ZM155 77H156V75H155ZM155 77H154V78H155ZM169 77H170V76H169ZM187 77H188V76H187ZM200 77H201V76H200ZM205 77H207V76H205ZM205 77H204V78H205ZM3 78H5V77L3 76ZM76 78H77V77H76ZM78 78H79V77H78ZM82 78H83V79H80V78H79L80 80H78V81H80V83H81V80H85V79H84V76H83ZM85 78H86V77H85ZM88 78H90V77H88ZM95 78H96V77H95ZM131 78H132V77H131ZM193 78H195V77H193ZM216 78H217V76H216ZM13 79H14V77H13ZM69 79H70V78H69ZM72 79H74V78H72ZM86 79H87V78H86ZM92 79H94V78H92ZM96 79H98V76H97ZM102 79L100 78V81H101ZM156 79H157V77H156ZM202 79H203V78H202ZM205 79H206V78H205ZM209 79H210V77H209ZM0 80H2V79H0ZM6 80H7V78H6ZM9 80H10V79H9ZM76 80H77V79H76ZM76 80H75V82H77ZM124 80H125V77H124V79H123L122 81H124ZM128 80L126 79L124 82H126L127 85H130L131 82L128 84ZM133 80H134V79H133ZM133 80H132V82H133ZM141 80H142V79H141ZM143 80H142V81H143ZM183 80L187 81L188 78H187V79L185 78V79H183ZM183 80H182V81H183ZM2 81H3V80H2ZM25 81H26V80H25ZM63 81H65V80H63ZM86 81H87V80H86ZM88 81H90V80H88ZM88 81H87V82H88ZM97 81L100 82L99 79L96 80V82H95V79H94V85L97 83ZM134 81H136V79H135ZM142 81H141L140 83L137 81V82L139 83V86H137L138 83L136 84V82H135V86H136V87H140V86H142V85L144 86V84L146 85V83H145V82H142ZM146 81H147V80H146ZM157 81H158V80H157ZM188 81H191V80H188ZM188 81H187V82H188ZM194 81H195V80H194ZM124 82H123V83H124ZM148 82H149V81H148ZM179 82L182 83L181 80H180ZM187 82H186V83H187ZM209 82H210V81H209ZM211 82H212V81H211ZM0 83H1V82H0ZM15 83H16V82H15ZM19 83H20V82H19ZM19 83H18V84H19ZM73 83H74V82H73ZM73 83H72V84H73ZM82 83H83V82H82ZM90 83H91V82H89L88 84H90ZM101 83H102V82H101ZM177 83H178V82H177ZM193 83H194V82H193ZM197 83H198V82H197ZM1 84H2V83H1ZM1 84H0V85H1ZM97 84H100V83H97ZM124 84H125V83H124ZM149 84H150V83H149ZM157 84H158V83H157ZM183 84H184V83H183ZM191 84H192V83H191ZM203 84H204V83H203ZM20 85H21V84H20ZM28 85H29V82H28ZM66 85H67V84H66ZM74 85H75V84H74ZM81 85H82V84H81ZM91 85H92V83H91ZM91 85H87V84L84 85V83H83L82 86H87V87H89V86H91ZM94 85H92V87H96V86H94ZM125 85H126V84H125ZM133 85H134V83H132L130 86L132 87ZM176 85H177V84H176ZM193 85H195V84H193ZM213 85H214V83L211 84L212 87H213ZM14 86H15V85H14ZM68 86H69V85H68ZM99 86H100V85H99ZM104 86H105V85H103V87H104ZM130 86H128V88H129L128 91H129V92H131V91L133 90V88H134V87H133V88L131 89V91H130ZM143 86H142L141 88H143ZM149 86H150V85H149ZM191 86H192V85H191ZM202 86H203V85H202ZM204 86H205V85H204ZM19 87H22V88H23V86H19ZM35 87H36V85H35ZM75 87H76V86H75ZM87 87H86V88H87ZM144 87H145V86H144ZM147 87H148V86H147ZM152 87H153V86H152ZM186 87H187V86H186ZM189 87H190V86H189ZM189 87H188V88H189ZM200 87H201V86H200ZM2 88H3V87H1V89H2ZM14 88H15V87H14ZM22 88H21V89H19L18 87L16 88V89H19V90H20V91L17 90L19 94H20V92L22 93V91L24 92V90L26 91V93L28 92L27 94H29V93L31 92V91H30V92L27 91L26 89L23 90ZM70 88H71V87H70ZM82 88H84V87H82ZM86 88H84V90H85ZM149 88H151V87H149ZM3 89H4V88H3ZM3 89H2V91H4ZM152 89H153V88H152ZM152 89H151V90H152ZM154 89H155V87H154ZM197 89H198V88H197ZM199 89H200V88H199ZM73 90H74V88H73ZM77 90H78V89H77ZM82 90H83V89H82ZM86 90H88V89H86ZM106 90H108V89H106ZM124 90H125V89H124ZM126 90H127V89H126ZM126 90H125V91H126ZM135 90H136V88H134V91H132L133 94H131V95H134ZM141 90H144V89H141ZM158 90H159V89H158ZM213 90H214V89H213ZM213 90H212V91H213ZM71 91H72V90H71ZM108 91H109V90H108ZM149 91H150V89H148V92H149ZM155 91H157V89H156ZM160 91H161V90H160ZM181 91H182V90H181ZM191 91H193V89H192ZM195 91H196V89H195ZM203 91H204V90H203ZM207 91H208V90H207ZM0 92H1V90H0ZM69 92H70V91H69ZM76 92H77V91H76ZM79 92H81V90H80ZM82 92H83V91H82ZM136 92H137V91H136ZM167 92H168V91H167ZM170 92H171V91H170ZM172 92H173V91H172ZM174 92H175V91H174ZM214 92H215V91H214ZM1 93H2V92H1ZM4 93H7V92L4 91ZM8 93H9V92H8ZM8 93H7V94H8ZM26 93H22V95H24V94H26ZM71 93H72V92H71ZM71 93H69V95H71ZM77 93H78V92H77ZM84 93L86 94V91H85ZM84 93H83V94H84ZM87 93H88V92H87ZM90 93H91V91H90ZM124 93H126V92H124ZM144 93H146L147 96H150V97L154 96L153 93H147V90H146V91L144 90ZM191 93H192V92H191ZM196 93H197V92H196ZM201 93H202V92H201ZM205 93H206V92H205ZM209 93H210V92H209ZM7 94H6V95H7ZM9 94H10V93H9ZM27 94H26V95H27ZM30 94H31V93H30ZM65 94H66V93H65ZM122 94H123V93H122ZM141 94H142V93H141ZM170 94H171V93H170ZM214 94H215V93H214ZM3 95L6 96L5 94H3ZM31 95H33V94H31ZM34 95H35V94H34ZM40 95H41V94H39V98H40ZM49 95H50V94H49ZM49 95H47V96H48V98H47L48 100H49ZM69 95H68V96H69ZM79 95H81V94H78V96H76V97H79ZM87 95H88V94H86V95H82V96H86V97H87ZM108 95H109V93H108ZM124 95H125V97L127 98V95H128V94H123V95H122V96H123V99H124ZM155 95H156V94H155ZM171 95H172V94H171ZM193 95H194V94H193ZM196 95H197V94H196ZM210 95H212V93H211ZM36 96H37V94H36ZM36 96L34 97V99H36ZM68 96H66V97H68ZM109 96H110V95H109ZM122 96H121V97H122ZM186 96H187V95H186ZM197 96H198V95H197ZM201 96H202V95H201ZM206 96H207V95H206ZM215 96H216V95H215ZM11 97H12V96H11ZM26 97H27V96H26ZM28 97H30V96H28ZM51 97H52V96H51ZM86 97H83V98L81 97V99H82V100H83V99H86ZM121 97H117L116 99H119V98H121ZM132 97H133V96H132ZM155 97H156V96H155ZM179 97H181V96H179ZM202 97L204 98V96H202ZM202 97H201V99H202ZM0 98H1V96H0ZM6 98L9 100L10 97H6ZM24 98H25V95H24ZM54 98H55V97H54ZM72 98H73V96H72ZM74 98H75V97H74ZM87 98H89V97H87ZM130 98H131V96H130ZM176 98H177V97H176ZM182 98H183V96H182ZM218 98H219V97H218ZM1 99H2V98H1ZM7 99H6V100H7ZM13 99H14V96H13ZM15 99H16V98H15ZM19 99H20V98H19ZM21 99H22V97H21ZM27 99H28V98H27ZM30 99H31V98H30ZM37 99H38V97H37ZM45 99H46V98H45ZM59 99H60V98H59ZM198 99H199V98H198ZM6 100H4V98H3L2 101H6ZM31 100H33V99H31ZM50 100H51V99H50ZM68 100H69V99H68ZM68 100H67V101H68ZM73 100H74V99H73ZM105 100H106V99H105ZM108 100H109V99H108ZM113 100H115V98H114ZM121 100H122V99H121ZM172 100H173V99H172ZM176 100H177V99H176ZM176 100H175V101H176ZM16 101H17V99H16ZM16 101H14V104H15ZM26 101H27V100H26ZM35 101H36V100H35ZM37 101H39V99H38ZM44 101H45V100H44ZM64 101H66V99H65ZM67 101H66V102H67ZM70 101H71V100H70ZM77 101H78V100H77ZM79 101H80V100H79ZM79 101H78V102H79ZM83 101H84V100H83ZM83 101H82V102H83ZM85 101H86V100H85ZM131 101H132V99H131ZM149 101H150V100H149ZM11 102H12V100H10L9 103H8V101L5 102V103H8V105H9V104L11 105ZM31 102H33V101H31ZM48 102H49V101H48ZM50 102H51V101H50ZM138 102H139V101H138ZM184 102H185V101H184ZM19 103H20V100L17 101V104H16V105H18ZM34 103H36V102H34ZM46 103H47V102H46ZM64 103H65V102H64ZM67 103H68V102H67ZM84 103H85V102H84ZM84 103H83V105H84ZM135 103H136V102H135ZM179 103H180V102H179ZM226 103H227V102H226ZM12 104H13V103H12ZM14 104H13V105H14ZM36 104H37V103H36ZM58 104H59V103H58ZM69 104H70V103H69ZM78 104H79V103H78ZM110 104H111V101H110ZM194 104H195V103H194ZM194 104H193V107H194ZM10 105H9V106H10ZM27 105H28V104H27ZM62 105H64V104H62ZM79 105H81V104H79ZM79 105H78V106H79ZM85 105H86V104H85ZM113 105H114V104H113ZM120 105H121V104H120ZM178 105H179V104H178ZM178 105H177V108H178ZM217 105H218V104H217ZM226 105H228V104H226ZM54 106H55V105H54ZM54 106H53V108H54ZM56 106H57V105H56ZM60 106H61V105H60ZM67 106H68V105H67ZM67 106H66V107H67ZM71 106H72V105H71ZM114 106H115V105H114ZM116 106H119V105H116ZM140 106H141V105H140ZM184 106H186V105H184ZM190 106H191V105H190ZM230 106H231V105H230ZM230 106H229V107H230ZM259 106L261 107V105H259ZM10 107H12V106H10ZM14 107H16V106H14ZM18 107H19V105H18ZM58 107H59V106H58ZM61 107H62V106H61ZM103 107H104V106H103ZM120 107H121V106H120ZM120 107H118V108L120 109ZM122 107H123V105H122ZM181 107H182V105H181ZM187 107H188V105H187ZM216 107H217V106H216ZM219 107H220V106H219ZM219 107H218V108H219ZM68 108H69V107H68ZM74 108H75V107H74ZM74 108H73V109H74ZM76 108H77V107H76ZM76 108H75V109H76ZM84 108H85V107H84ZM89 108H90V107H89ZM100 108H101V107H100ZM105 108H106V107H105ZM140 108H141V107H140ZM184 108H186V107H184ZM189 108H191V107H189ZM208 108H209V107H208ZM224 108H226V107H224ZM224 108H223V110H224ZM231 108H232V107H231ZM55 109H58V108H55ZM59 109H63V108H59ZM75 109H74V110H75ZM77 109H78V108H77ZM79 109H80V108H79ZM85 109H86V108H85ZM98 109H99V108H98ZM102 109H103V108H102ZM113 109H115V111H116L117 107H116V108H113ZM113 109L110 111V114H111V112L114 111ZM186 109H187V108H186ZM220 109H221V108H220ZM69 110H70V109H69ZM83 110H84V109H83ZM138 110H139V109H138ZM189 110H190V109H189ZM189 110H188V111H189ZM206 110H208V109H206ZM206 110H205V111H206ZM210 110H211V109H210ZM253 110L255 111V109H253ZM0 111H1V110H0ZM54 111H56V110H54ZM70 111H72V110H70ZM78 111H79V110H78ZM86 111H88V110H86ZM90 111L92 112V110H89V112H90ZM103 111H104V110H103ZM103 111H102V113H103ZM107 111H109V110H107ZM139 111H140V110H139ZM171 111H172V110H171ZM211 111H212V110H211ZM224 111H225V110H224ZM254 111H253V112H254ZM46 112H49V111H46ZM56 112H57V111H56ZM59 112H60V111H59ZM68 112H69V111H68ZM72 112H73V111H72ZM76 112H77V111H76ZM94 112H95V111H94ZM151 112H152V111H151ZM173 112H174V111H173ZM177 112H178V111H177ZM3 113H4V112H3ZM3 113H0V115L3 114ZM51 113H52V112H51ZM53 113H54V112H53ZM64 113H65V112H64ZM66 113H67V112H66ZM74 113H75V111H74ZM78 113H79V112H77V114H78ZM80 113H83V112L80 111ZM80 113H79V114H80ZM108 113H109V112H108ZM113 113H114V112H113ZM141 113H142V112H141ZM141 113H139V112L135 109L134 111H132V112L130 113L129 118H130V119H137V118H140V117H141ZM152 113H153V112H152ZM198 113H199V112H198ZM224 113H225V112H224ZM250 113H252V112H250ZM250 113H249V114H250ZM47 114H48V113H47ZM55 114H56V113H55ZM79 114H78V115H79ZM95 114H97V113H95ZM104 114H105V111H104ZM106 114H107V112H106ZM200 114H202V113H200ZM226 114H227V113H226ZM3 115H4V114H3ZM48 115H50V114H48ZM62 115H63V114H62ZM72 115H73V114H72ZM80 115H81V114H80ZM87 115H89V114H87ZM98 115H99V114H98ZM102 115H103V114H102ZM111 115H113V114H111ZM111 115H109V116H111ZM152 115L154 116V114H152ZM172 115L175 116V115H178V114H172ZM172 115H170V116H172ZM53 116H54V114H53ZM56 116H60V115L57 114ZM63 116H64V115H63ZM70 116H71V115H70ZM73 116H74V115H73ZM81 116H82V115H81ZM90 116H91V115H90ZM94 116H95V115H94ZM100 116H101V115H100ZM105 116H106V115H105ZM150 116H151V115H150ZM225 116H227V115H225ZM229 116H230V115H229ZM241 116H242V115H241ZM243 116H244V115H243ZM5 117H6V116H5ZM60 117H61V116H60ZM60 117H59V118H60ZM77 117H78V116H77ZM83 117H84V115H83ZM102 117H103V116H102ZM180 117H181V115H180ZM208 117H209V116H208ZM8 118H9V117H8ZM42 118H43V116H42ZM53 118H54V120H55V118H57V117L54 116ZM61 118H62V117H61ZM61 118H60V119H61ZM68 118H69V117H68ZM75 118H76V117H74V119L72 118V120H75ZM78 118H79V117H78ZM90 118H91V117H90ZM93 118H98V117H93ZM104 118H105V117H104ZM169 118H170V117H169ZM176 118H177V117H176ZM178 118H179V117H178ZM178 118L176 119V121L178 120ZM236 118H238V117L236 116ZM240 118H241V117H240ZM243 118H244V117H243ZM246 118H249V117H246ZM50 119H51V118H50ZM76 119H77V118H76ZM80 119H81V118H80ZM83 119H84V118H83ZM83 119H82V120H83ZM99 119H100V118H99ZM101 119H102V118H101ZM108 119H109V117L107 118V120H108ZM172 119L174 120V118H171V120H172ZM221 119H222V118H221ZM10 120H13V119L10 118ZM16 120H17V119H16ZM41 120H42V119H41ZM51 120H52V119H51ZM54 120H53V121H54ZM57 120H58V119H57ZM77 120H78V119H77ZM91 120H93V119L91 118ZM95 120H96V119H95ZM30 121H31V120H30ZM44 121H45V120H44ZM53 121H52V122H53ZM59 121H61V120H59ZM62 121H63V119H62ZM68 121H69V119H68ZM75 121H76V120H75ZM89 121H90V120H89ZM97 121L100 123V122L103 121V120H101V121H100V120H97ZM104 121H106V119H104ZM174 121H175V120H174ZM186 121H187V120H186ZM194 121H195V120H194ZM248 121H249V120H248ZM46 122H47V120H46ZM48 122H50V120H49ZM52 122H51V123H52ZM54 122H55V121H54ZM57 122H58V121H57ZM63 122H64V121H63ZM65 122H66V121H65ZM73 122H74V121H73ZM73 122H72V123H73ZM80 122H81V121H80ZM84 122H86V120H85ZM91 122H92V121H90L89 123H91ZM106 122L109 123L110 120H108V121H106ZM177 122H178V121H177ZM177 122H175V123H177ZM183 122H184V121H183ZM61 123H62V122H61ZM76 123H77V121H76ZM78 123H79V120H78ZM82 123H83V122H82ZM92 123H94V122H92ZM92 123H91V124H92ZM102 123H104V122H102ZM186 123H187V122H186ZM189 123H191V122H189ZM41 124H42V123H41ZM43 124H44V123H43ZM52 124H53V123H52ZM55 124L58 125V126L61 125V124H57V123H55ZM62 124H63V123H62ZM65 124H66V123H65ZM65 124H64V125H65ZM96 124H97V123H96ZM110 124H111V122L109 123V125H110ZM183 124H184V123H183ZM3 125H6V123H4ZM3 125H2V126H3ZM30 125H31V124H29V126H30ZM48 125H49V124H48ZM56 125H55V126L53 125L52 127L58 128V127H56ZM72 125H74V124H72ZM72 125L69 126V127H72ZM79 125H82V124H81V123H80V124H77V125H76V126H78L77 128H79ZM83 125H84V124H83ZM86 125H90V124H88V121H87V124L85 123V125H84L83 127H86ZM92 125H93V124H92ZM94 125H95V123H94ZM99 125H100V124H99ZM101 125H102V124H101ZM109 125H104V124H103V128H104V129H102V127H101V130H100V129H99V130L101 131V133L104 132L105 134H101V133H100V134L98 135L97 140H95V138H94V140H93V138H92V139H89L90 141L93 140V141H92L93 146L91 145V147H94V146L98 145V147H99V149L101 150V152L105 149L104 146H103L104 143L106 144V143L109 142V140H110L109 138L107 139V137H108V133H109L111 130H112L113 132L115 131L116 133H117V131H119V130H116V127L113 128L114 125L111 124V125H112V126L110 125L111 127H110ZM8 126H9V127H12V125H11V126L8 125ZM96 126L98 127V125H95V127H96ZM253 126H254V125H253ZM4 127H5V126H4ZM60 127H61V126H60ZM64 127H65V126H63V129L65 130L66 128H64ZM66 127H68V126L66 125ZM89 127H92V126H87L88 129H89ZM95 127H93V128H95ZM97 127H96V128H97ZM108 127L110 128L109 132H107L108 130H106V129H109ZM254 127H255V126H254ZM6 128H7V127H6ZM27 128H28V127H27ZM50 128H51V127H50ZM75 128H76V127H75ZM77 128H76V129H77ZM96 128H95V129H96ZM150 128H151V127H150ZM259 128H262V127H259ZM259 128H257V131H259ZM4 129H5V128H4ZM8 129H9V128H8ZM63 129H62V130H63ZM73 129H74V128H73ZM143 129H144V128H143ZM145 129H146V128H145ZM145 129H144V130H145ZM174 129H175V128H174ZM184 129H185V128H184ZM184 129H183V130H184ZM2 130H3V129H2ZM11 130H12V129H11ZM11 130H10V132L12 133L13 131H11ZM45 130H46V129H45ZM56 130H57V129H56ZM56 130H55V132H56V133H59V132H57ZM58 130H59V128H58ZM67 130H68V129H66V131H67ZM70 130H71V128H70ZM79 130H80V128H79ZM79 130H77V131H79ZM81 130H82V129H81ZM83 130H84V129H83ZM92 130H93V129H92ZM99 130H98V128H97L96 131H94V130H93V131L96 133V132L99 131ZM102 130H103V131H102ZM144 130H143V131H144ZM147 130H148V128H147ZM147 130H146V131H147ZM176 130H177V128H176ZM179 130H180V129H179ZM179 130H178V131H179ZM5 131H6V130H5ZM46 131H48V130H46ZM59 131H60V130H59ZM66 131H65V132H66ZM68 131H69V130H68ZM86 131H87V129L85 130V132H86ZM141 131H142V129L139 130L140 134H139V132H137V134L142 135L143 133H142ZM164 131H165V130H164ZM164 131H163V132H164ZM168 131H169V130H168ZM192 131H193V130H192ZM209 131H210V130H209ZM6 132H7V131H6ZM14 132H16V131H14ZM14 132H13V134H15ZM55 132H54V133H55ZM62 132H63V131H62ZM87 132H88V133H86L87 136H88V135L90 136V135L92 134V136H90V137H95V136L97 137V134L94 133V134H95V135H94L93 132H92L91 130H89V131H87ZM91 132H92V133H91ZM106 132H107V133H106ZM113 132H112V133H113ZM119 132H120V133H117L116 135H119V134H120L119 136H121V133H122V132H125V131H121V130H120ZM126 132H127V131H126ZM182 132H183V131H182ZM255 132H256V131H255ZM4 133H5V132H4ZM16 133H17V132H16ZM30 133H31V132H30ZM56 133H55V134H56ZM63 133H64V132H63ZM75 133H76V132H75ZM75 133H74V134H75ZM77 133H78V132H77ZM90 133H91V134H90ZM135 133H136V132H134V133H132V134H131V133H129V134L126 133V134H127L126 136L129 135L128 137H130V134H131V135H134ZM147 133H149V132H147ZM164 133H165V132H164ZM175 133H176V132H175ZM177 133H178V132H177ZM184 133H185V132H184ZM189 133H190V132H189ZM227 133H228V132H227ZM13 134H11V135H13ZM17 134H18V133H17ZM31 134H32V133H31ZM41 134H42V132H41ZM48 134H49V133H48ZM48 134H47V135H48ZM55 134H54V135H55ZM66 134H67V133H66ZM69 134H70V133H69ZM124 134H125V133H124ZM124 134H123V136H124ZM144 134H145V133H144ZM178 134H179V133H178ZM186 134L188 135V133H186ZM4 135H5V134H4ZM6 135H7V134H6ZM15 135H16V134H15ZM54 135H53V133H52V136H54ZM63 135H64V134H63ZM86 135H84V136H86ZM100 135H101V136L103 135V136L100 137ZM104 135H105V137H104ZM135 135H136V134H135ZM176 135H177V134H176ZM176 135H175V136H176ZM180 135H181V134H180ZM7 136L11 138V136H9V135H7ZM16 136H17V135H16ZM28 136H31V135H28ZM48 136H50V135H48ZM48 136H47V137H48ZM60 136H61V132H60ZM65 136H66V135H65ZM70 136H71V135H70ZM76 136H77V135H76ZM192 136H193V134H192ZM0 137H1V136H0ZM8 137H7V138H8ZM13 137L15 138V136H13ZM21 137H22V135H21ZM38 137H39V136H38ZM42 137H43V136H42ZM45 137H46V136H45ZM56 137H57V136H56ZM58 137H59V136H58ZM62 137H63V136H62ZM109 137H110V136H109ZM111 137H113V136H111ZM133 137H135V136H133ZM167 137H169V136H167ZM177 137H178V136H177ZM227 137H229V136L227 135ZM10 138H8V139H10ZM35 138H37V136H36ZM43 138H44V137H43ZM49 138H50V137H49ZM65 138H66V137H65ZM68 138H69V137H68ZM71 138H72V137H71ZM79 138H80V137H79ZM79 138H78V139H79ZM99 138H101V139L99 140ZM102 138H103V139L105 138L104 140L107 139L106 142H104V140H103ZM114 138H116V141H117V139H120V137L117 138V136L114 137ZM156 138H157V137H156ZM175 138H176V137H175ZM189 138H190V137H189ZM230 138H231V137H230ZM3 139H4V138H3ZM15 139H16V138H15ZM41 139H42V138H41ZM44 139H45V138H44ZM44 139H43V140H44ZM62 139H63V138H62ZM69 139H70V138H69ZM74 139H75V138H73V140H74ZM78 139H76L75 141L72 140V142H73L72 144H75V146L73 147V145H71V150H72V149L74 150V148L76 147L75 150L78 151L79 147L77 148V146H76V145L79 146V143H80V142H79V143L76 142ZM80 139H82V136H81ZM80 139H79V140H80ZM122 139H123V138H122ZM160 139H162V137H161ZM163 139H164V137H163ZM227 139H229V138H227ZM22 140H23V139H22ZM30 140H31V139H30ZM30 140H29V141H25V142H30ZM38 140L40 141V139H38ZM47 140H48V138H47ZM50 140H51V139H50ZM52 140H53V138H52ZM52 140H51V141H52ZM54 140H56V139H54ZM65 140L68 141V139H65ZM85 140H86V139H85ZM111 140H112V139H111ZM123 140H124V139H123ZM126 140H127V139H126ZM129 140H130V138H129ZM167 140H168V139H167ZM174 140H175V141H178L177 139H174ZM179 140H180V139H179ZM189 140H190V139H189ZM229 140H230V139H229ZM17 141H18V138H17ZM31 141H32V140H31ZM45 141H46V140H45ZM57 141L60 142V140H57ZM94 141H96V143H95ZM100 141H101V142H100ZM114 141H115V139H114ZM159 141H161V140H159ZM163 141H164V140H163ZM170 141H171V140H170ZM182 141H183V140H182ZM191 141H192V138H191ZM23 142H24V140H23ZM40 142L43 143V141H40ZM40 142H39V143H40ZM61 142L64 143L63 140H61ZM61 142H60V143H61ZM65 142H66V141H65ZM69 142H70V140H69ZM69 142H68V143H69ZM74 142H76V143H74ZM87 142H89V141H86V143H87ZM98 142H100L101 144H99ZM228 142H229V141H228ZM242 142H243V141H242ZM34 143H35V142H34ZM52 143H54V142H52ZM86 143H85V144H86ZM116 143H117V142H115L114 144H116ZM175 143H176V142H174V144H175ZM177 143H178V142H177ZM231 143H232V142H231ZM236 143H237V142H236ZM248 143H249V142H248ZM248 143H245V144H248ZM18 144H20V143H18ZM87 144H89V143H87ZM94 144H96V145H94ZM109 144H112V142L109 143ZM194 144H195V143H194ZM226 144H227V143H226ZM240 144H241V143H240ZM37 145H38V144H37ZM45 145H46V144H45ZM45 145H44V146H45ZM51 145H54V144H50V146H51ZM59 145H60V144H59ZM61 145H62V144H61ZM64 145H65V144H64ZM80 145H81V143H80ZM100 145H101V148H100ZM106 145H108V144H106ZM112 145H113V144H112ZM168 145H169V144H168ZM175 145H176V144H175ZM179 145H180V144H179ZM185 145H186V144H185ZM231 145H232V144H231ZM231 145H229V146H231ZM235 145H236V144H234V146H235ZM237 145H238V144H237ZM2 146H3V145H2ZM17 146H19V145H17ZM23 146H24V144H23ZM25 146H26V143H25ZM25 146L23 147V149L25 148ZM29 146H30V145H29ZM46 146H49V142H48V145H46ZM66 146L68 147L67 144H66ZM177 146H178V145H177ZM192 146H194V145H192ZM229 146H228V147H229ZM232 146H233V145H232ZM232 146H231V147H232ZM239 146H241V145H239ZM249 146H250V144H249ZM19 147H20V146H19ZM30 147H31V146H30ZM33 147H34V146H32V148H33ZM42 147H43V146H42ZM61 147H64V146L62 145ZM69 147H70V145H69ZM82 147L84 148V147H86V146H83V145H82ZM87 147H88V146H87ZM89 147H90V145H89ZM98 147L96 146L94 149H96V148H98ZM115 147H117V144L115 145ZM175 147H176V146H175ZM175 147H173V148H175ZM184 147H185V146H184ZM194 147H195V146H194ZM194 147H193V148H194ZM243 147H244V143H243ZM243 147H242V148H243ZM4 148H5V147H4ZM32 148H30V150H31ZM40 148H41V147H38V149H40ZM53 148H54V147H52V149H53ZM103 148H104V149H103ZM106 148H107V147H106ZM108 148L113 149V148H111V146H109V145H108ZM157 148H158V146H157L154 142H152V141H150V140H149V141H146V142L139 143V144L137 145V149L140 151L141 155H144V154H155V155H159V150H158ZM173 148H172V149H173ZM182 148H183V147H182ZM223 148H225V147H223ZM223 148H222V149H223ZM233 148H234V147H233ZM5 149H6V148H5ZM17 149H18V148H17ZM23 149H22V151H23ZM36 149H37V147H36ZM38 149H37V150H38ZM42 149H43V148H42ZM45 149H46V147H45ZM45 149H44V151H45ZM52 149H50V151H51ZM88 149H89V148H87V150L84 151V152H86L87 154H84L83 150L80 149L82 152L79 150V151L81 152V153H79V154H82V153H83L82 156H83V155H85V156L89 155V156H91V157H90L89 160H88V158L85 159V158H82V156H80L82 159H84V160H82V159H81V160H82V161H85V162H82L81 160H79L80 164H79V165L77 164V165H78V166H77L78 173L81 172V174H79V175H78V173H77V174L74 173V175H73V176H75V178H76V177L79 178V179H78L79 181L76 180V181H78L77 183H76V181H75V178H74L73 176H71L72 174H71V175L69 174V173L71 172V170H73L75 167L72 165L74 168L71 169L70 172H69L68 170L66 171V174L69 172L68 174L70 175V178L73 177V178H72V181H71V179H70L71 182H68L69 185H71L72 187H73L74 184L81 185L80 181L84 180V181L86 182V183H85V182L83 181V182H84L83 185H85V189H87L88 185H89L92 189H94V187H92V185H93V181H92V184H91L90 182H88V180L90 179L89 174H87V173L85 174L84 172H85V171L87 172V171H89L90 169L96 171V169H94L95 166H96L95 164H98V165L100 164V166H101V165L103 164V163L101 164V162L104 161V157H105L106 155L103 156V157H101L100 155H97V154H96L97 156H100V157L98 158V157L96 156V157L94 158V157H92V156H94L95 153H101V152H99L98 149H96V151L98 150L97 152L92 151L93 149H92V150H88ZM102 149H103V150H102ZM183 149L185 150L186 147L183 148ZM225 149H226V148H225ZM8 150H9V149H8ZM24 150H26V149H24ZM30 150H28V151L31 152ZM47 150H48V149H47ZM47 150H46V151H47ZM62 150H63V148H62ZM62 150H61V151H62ZM68 150H70V149H68ZM116 150H117V149H116ZM179 150H180V149H179ZM220 150H221V149H220ZM240 150H242V149H240ZM14 151H16V149L14 150V148H13V152H14ZM20 151H21V150H20ZM20 151H18V152H20ZM32 151H34V150L32 149ZM35 151H36V150H35ZM35 151H34V153H35ZM46 151H45V152H46ZM65 151L68 152L67 149H66ZM79 151H78V152H79ZM104 151H107V153H108L109 150L105 149ZM104 151H103V152H104ZM113 151H114V150H113ZM174 151H176V150H174ZM177 151H178V150H177ZM11 152H12V151H11ZM25 152H26V151H25ZM25 152H24V153H25ZM48 152H49V151H48ZM66 152H65V153H66ZM72 152H73V151H72ZM72 152H70V155H71V154H72V155L74 154V153H72ZM88 152H91V153L94 152V154L92 153V155H90V153H88ZM109 152H110V151H109ZM114 152H115V151H114ZM114 152H112V153H114ZM172 152H173V151H172ZM181 152H182V151H181ZM184 152H185V151H184ZM233 152H234V151H233ZM15 153H16V152H15ZM43 153H44V152H43ZM63 153H64V152H63ZM104 153H106V152H104ZM173 153H174L173 155H175V152H173ZM31 154H32V153H31ZM36 154H37V153H36ZM54 154H55V153H54ZM59 154H60V152H59ZM59 154H58V155H59ZM61 154H62V153H61ZM177 154H178V153H176V155H177ZM181 154H182V153H180V155H181ZM221 154H222V153H221ZM237 154H238V153H237ZM14 155H15V154H14ZM17 155H18V153H17ZM19 155H20V154H19ZM22 155H23V154H22ZM27 155H28V154H27ZM37 155H38V154H37ZM41 155H42V153H41ZM46 155H47V154H46ZM56 155H57V154H56ZM64 155H65V154H64ZM72 155H71V156H72ZM75 155H76V153L73 155V158H74ZM102 155H103V154H102ZM176 155H175V156H176ZM178 155H179V154H178ZM180 155H179V156H180ZM238 155H239V154H238ZM238 155H237V156H238ZM25 156H26V154H25ZM44 156H45V155H44ZM66 156H67V155H66ZM76 156L79 157V155H76ZM76 156H75L74 159H76ZM107 156H108V158L110 157L109 154H108ZM107 156H106V157H107ZM116 156H117V155L113 156V159L110 157V159L112 160V162L115 160L114 157H116ZM179 156H177V157H179ZM237 156H236V157H237ZM239 156H240V155H239ZM12 157L15 158V156H13V155H12ZM22 157H23V156H22ZM54 157H55V156H54ZM67 157H70V156H67ZM80 157H79V158H80ZM87 157H88V156H87ZM119 157H120V155H119ZM119 157H117V158H119ZM26 158H27V156H26ZM33 158H34V157H33ZM39 158H40V157H39ZM45 158L47 159V157H45ZM48 158H49V157H48ZM50 158H51V157H50ZM70 158H71V157H70ZM92 158H93V159H92ZM100 158H101V159H100ZM233 158H234V157H233ZM24 159H25V158H24ZM56 159H57V158H56ZM91 159H92V160H91ZM106 159H107V158H106ZM120 159H121V158H120ZM137 159H138V158H137ZM150 159H151V158H149L148 161H149ZM174 159H175V158H174ZM235 159H236V158H235ZM32 160H33V159H32ZM47 160H48V159H47ZM51 160H52V159H51ZM58 160H59V159H58ZM63 160H64V159H63ZM63 160H62V161H63ZM67 160H68L67 158H66V160H64V161L67 162V163L63 162L64 165H67V164H68V161H69V160H68V161H67ZM76 160H77V159H76ZM87 160H88V161H87ZM100 160H102V161H100ZM152 160H153V159H152ZM239 160H240V159H239ZM13 161H14V160H13ZM19 161H20V160H19ZM54 161L56 162V160H54ZM54 161H53V162H54ZM60 161H61V160H60ZM93 161H94L95 163H94ZM96 161H98V162L96 163ZM107 161H108V160H107ZM121 161H122V159H121ZM173 161H174V160H173ZM175 161H176V160H175ZM190 161H191V160H190ZM26 162H27V161H26ZM26 162H25V163H26ZM28 162H29V161H28ZM30 162H31V161H30ZM37 162H38V160H37ZM49 162H51V161H49ZM55 162H54V165H57V164L59 165V163H60V162H59V163H56V164H55ZM79 162H78V163H79ZM81 162H82V164L84 163V164H83L84 166L86 165V166H85L86 168L88 167L86 170H85V169H82V167H84V166L81 165ZM86 162H87V163H86ZM92 162H93V163H92ZM115 162H117V164H119V165L116 164L117 166L121 167V166H120V165H121V164H120V160H116ZM122 162L125 163L124 160H123ZM122 162H121V163H122ZM150 162H151V164H152L153 161L150 160ZM226 162H227V161H226ZM232 162H233V161H232ZM22 163H23V162H22ZM25 163H24V164H25ZM44 163H45V162H44ZM46 163H47V162H46ZM71 163H72V162H71ZM88 163H89V164H88ZM157 163H158V162H157ZM240 163H241V162H240ZM16 164H17V163H16ZM39 164H40V163H39ZM47 164H48V163H47ZM52 164H53V163H52ZM126 164H128V163H126ZM153 164H154V163H153ZM246 164L248 165V163H246ZM246 164H245V165H246ZM42 165H43V164H42ZM58 165H57L56 167H61V166H62L63 168L67 169V167L69 168V165H70V164L67 165V166H64L63 164H62L61 166H58ZM74 165H75V164H74ZM80 165H81L82 167L78 168ZM108 165H109V166H107V167H110V168H111V161L108 163ZM112 165H113V164H112ZM122 165H123V164H122ZM130 165H131V164H130ZM134 165L136 166V164H134ZM154 165H155V164H154ZM233 165H234V164H233ZM242 165H243V164H242ZM249 165H250V164H249ZM16 166H17V165H16ZM20 166H21V165H20ZM33 166H34V165H33ZM37 166H38V164H37ZM37 166H36V167H37ZM44 166H45V165H44ZM48 166H49V165H48ZM90 166H91V167H90ZM93 166H94V168H93ZM100 166H99V167H100ZM117 166H115V169H116ZM132 166H133V164H132ZM235 166L237 167V165H235ZM239 166H240V164H239ZM239 166H238V167H239ZM49 167H50V166H49ZM49 167H48V168H49ZM96 167H97V166H96ZM101 167H102V166H101ZM101 167H100V168H101ZM107 167H106V168H107ZM188 167H189V166H188ZM190 167H191V166H190ZM232 167H234V166H232ZM238 167H237V169H239ZM242 167H244V166H242ZM242 167H241V168H242ZM21 168H22V167H21ZM46 168H47V167H46ZM51 168H52V167H51ZM54 168H55V167H54ZM89 168H90V169H89ZM100 168H99V169H100ZM125 168H127V167H125ZM130 168H132V167H130ZM130 168H129V169H130ZM133 168H134V167H133ZM135 168H136V170H137L138 167H135ZM135 168H134V169H135ZM141 168H142V167H141ZM141 168H138V170H141ZM246 168L249 169L248 167H246ZM1 169H2V168H1ZM4 169H5V168H4ZM23 169H25V166L23 167ZM29 169H30V168L28 167V170H29ZM49 169H50V168H49ZM52 169H53V168H52ZM57 169H59V168H57ZM80 169H81V171H79ZM88 169H89V170H88ZM119 169H120V168H119ZM222 169H223V168H222ZM225 169H226V168H225ZM232 169H233V168H232ZM39 170H40V168H39ZM39 170H38V171H39ZM55 170H56V169H55ZM59 170H60V169H59ZM100 170H101V171L103 170L102 172L107 173L108 170H111V169L107 168V169H106L107 172L104 171L105 169H102V168H101ZM112 170H113V166H112ZM217 170H218V169H217ZM229 170H230V168H229ZM239 170H240V169H239ZM239 170H237V171L239 172ZM253 170H254V169H253ZM5 171H6V170H5ZM38 171H37V172H38ZM43 171H44V167H43ZM63 171H64V170H63ZM74 171L77 172L76 170H74ZM90 171H91V170H90ZM97 171H98V170H97ZM97 171H96V172H97ZM220 171H221V170H220ZM226 171H228V170H226ZM231 171H232V170H231ZM240 171H241V170H240ZM242 171H247V170H243V169H242ZM242 171H241V172H242ZM24 172H25V171H23V173H24ZM33 172H34V171H33ZM72 172H73V171H72ZM82 172H83L84 174H82ZM92 172H93V171H92ZM110 172L113 173L112 171H110ZM110 172H108V173H110ZM221 172H222V171H221ZM238 172H237V173H238ZM249 172H250V171H249ZM254 172H255V170H254ZM4 173H5V172H4ZM4 173H3V174H4ZM23 173H22V174H23ZM46 173H47V172H46ZM64 173H65V172H64ZM88 173H89V172H88ZM97 173H98V172H97ZM99 173H100V172H99ZM105 173H104V175H105ZM108 173H107L108 177H110V175H111L110 178H112L113 175H112V174L109 175ZM239 173H240V172H239ZM26 174H28L29 176H32V177L34 178V176L32 175L33 173L30 175V173L27 172ZM35 174H36V172H35ZM47 174H48V173H47ZM49 174H50V171H49ZM51 174H52V173H51ZM61 174H63V173H60V176L58 175L59 179H61L60 177H62V178H63V177L66 178V177H65L66 175H65V176L63 175V176H62ZM75 174H76V175H75ZM94 174H95V173H94ZM220 174H221V173H220ZM243 174H244V173H243ZM243 174H242V175H243ZM28 175H26V176H28ZM45 175H46V174H45ZM53 175H54V174H53ZM234 175H235V174H234ZM238 175H239V174H238ZM251 175H252V174H251ZM23 176H24V175H23ZM26 176H25L24 178H25L26 180H27V179L29 180L30 177L27 178ZM39 176H40V175H39ZM47 176H48V175H46L45 177H47ZM79 176H80V177H79ZM81 176H82V177H81ZM85 176H86V178L88 177L87 180H86ZM95 176H96V175H95ZM137 176H139V175L137 174ZM194 176H195V175H194ZM6 177H7V176H6ZM32 177H31V181L33 180ZM40 177L42 178V176H40ZM45 177L43 176V179H45ZM54 177H55V176H54ZM58 177H55V179H56V178L58 179ZM68 177H69V176H68ZM68 177H67V178H68ZM98 177H99V176H98ZM98 177H97V178H98ZM108 177H107V179H109V180H106L107 182L110 181V178H108ZM229 177H230V176H229ZM233 177H234V176H233ZM48 178H51V177H48ZM100 178H101V177H100ZM224 178H225V177H224ZM236 178H237V177H236ZM236 178H235V180H236ZM241 178L243 179V177H241ZM36 179H38V182H39V178H36ZM73 179H74V180H73ZM103 179H104V178H103ZM190 179H191V178H190ZM61 180H62V179H61ZM91 180H92V179H91ZM111 180H112V179H111ZM150 180H151V179H150ZM153 180H154V181L151 180L152 183L149 182V184H150V188H147V190H146L145 193H144V197H146V198L149 197V199L152 200V205H149V206H150L151 209H152L150 212H151V214H152L151 221H152L153 224H154V225H153V226H154V227H153L154 229L151 228V229H150V232L147 230L148 233H150V235L153 233L152 231L156 230L155 228H158V229H159V228H160V229H161V228H164V229H166V232L169 231V230H171L170 228H167L168 223H167V221H166V218L168 217V213H169V210H168V209H169V208H168V205H167V203H166V201H165V197H166V196H165V194L161 191V190L164 189V188L162 189V187H163L164 184L161 186L162 183H159V185H160V187H161V188H160V187H158L159 185H156V184H158V183H154V182H157L158 180H157V179L155 180V178H153ZM193 180H194V179H193ZM193 180H192V181H193ZM223 180H224V179H223ZM226 180H227V179H226ZM52 181H53V179H52ZM59 181H60V180H59ZM89 181H90V180H89ZM95 181H96V179H95ZM101 181H102V180L100 179V181H99V182L97 181V182H98V183H101ZM106 181H105V179H104V181H102V183L104 182L103 184H105ZM197 181L200 182V180H197ZM197 181H195L194 184H196ZM8 182H9V181H8ZM11 182H12V181H11ZM27 182L29 183V181H27ZM38 182H37V183H38ZM44 182H45V181H44ZM53 182H54V181H53ZM87 182L89 183L88 185H87ZM110 182H111V181H110ZM193 182H194V181H193ZM33 183H34V182H33ZM57 183H59V182H57ZM66 183H67V182L65 181V183H63V184H61V185L56 184V185L61 186V188H63L62 191H61L62 193H61L59 190H57L58 188L56 189L57 191L53 188V190L56 191V194H57L58 191L61 193V194L59 193V195H61V197L64 198L65 201H67V198L69 199L70 194L73 193V192H70V193H69V191H71V190H69V189H68L69 191L64 190L65 187H62V186H66V185H67ZM73 183H74V184H73ZM98 183H97V184H98ZM202 183H203V182H202ZM243 183H244V182H243ZM48 184H49V183H48ZM53 184H54V183H53ZM53 184H52V185H53ZM65 184H66V185H65ZM151 184H152V185H151ZM232 184H233V183H232ZM234 184H235V183H234ZM69 185H67L66 187H70ZM106 185H107V183H106ZM186 185H187V184H186ZM230 185H231V184H230ZM236 185H237V184H236ZM244 185H245V184H243V187H244ZM29 186H31V185L28 184V187H29ZM38 186H40V184H39ZM53 186H54V185H53ZM96 186H97V185H96ZM198 186H199V184H198ZM198 186H197V187H198ZM224 186H225V185H224ZM224 186H223V187H224ZM28 187H26V188H28ZM33 187H34V188H33ZM43 187H44V186H43ZM43 187H42V188H43ZM47 187H48V189H47L48 191L45 192L46 195L48 194L49 198H50L51 195H54L53 197L51 196V198H50V199L52 200V203H51L50 200L47 201V202L50 201V202H49V203H50L49 205H50V207H51L52 205L54 206L55 203H56V202L54 203V200L56 201V200H58V199H57V197H55V196H56V194H54L55 191L52 190L51 193H48L49 190H51V189H49V188H50V185H49V186L47 185ZM47 187H46V188H47ZM57 187H58V186H57ZM108 187H109V186H108ZM108 187L106 186L105 189H107ZM121 187H123V186L121 185ZM125 187H126V186H125ZM0 188H1V187H0ZM36 188H37V186H36V187H35V186H31L30 188H28L29 190H32V191L30 192V196H32L31 193H33V189H36ZM44 188H45V187H44ZM44 188H43V189H44ZM76 188H78V189H77V192L74 191V193L76 192L77 196L73 193L72 198H71V196H70V199H71L72 201H70V199H69V201H67V204H68L69 202H72V203H71V205H72V204H75L74 202H77L76 204H77V205H80V206H78V207H81V208H82L84 205L81 206L82 204H81L80 201H79V200H81V199L79 198V196H80V195H79V193H80L79 190H80L82 187L74 186V189H76ZM91 188H89V194H91L90 197L94 196V195H92L94 192L91 191V190H92ZM97 188H98V187H97ZM119 188H120V187H119ZM123 188H124V187H123ZM126 188H127V187H126ZM126 188H124V189H126ZM132 188H133V187H132ZM134 188H136V187H134ZM185 188H186V187H185ZM195 188H196V187H195ZM220 188H221V187H220ZM231 188H232V187H231ZM72 189H73V188H72ZM90 189H91V190H90ZM130 189H131V188H130ZM160 189H161V190H160ZM186 189H187V188H186ZM247 189H248V188H247ZM63 190H64V192H63ZM114 190H115V189H114ZM121 190H122V189H121ZM183 190H185V189H183ZM194 190H195V189H194ZM237 190H238V189H237ZM14 191H15V190H14ZM14 191H13V193H14ZM86 191H87V190H86ZM90 191H91V192H90ZM180 191H181V190H180ZM217 191H218V190H217ZM34 192H35V191H34ZM52 192H53V193H52ZM212 192H213V191H212ZM235 192L237 193V191H235ZM238 192H240V191H238ZM6 193H7V192H6ZM26 193H27V192H24V193H23L24 196H25ZM64 193H65V194H64ZM68 193H69V196H67ZM168 193H169V192H168ZM225 193H226V192H225ZM233 193H234V192H233ZM243 193H246V192H243ZM10 194H11V193H10ZM23 194H21V195H23ZM63 194H64V195H63ZM66 194H67V195H66ZM94 194H95V193H94ZM169 194H170V193H169ZM178 194H179V193H178ZM220 194H221V193H220ZM26 195H27V194H26ZM71 195H72V194H71ZM85 195H86V194H85ZM170 195H172V194H170ZM191 195H192V194H191ZM241 195L244 196V194H241ZM247 195H248V194H246V196H247ZM13 196H14V195H13ZM30 196L28 195V197H29L28 199L31 200L32 197L30 198ZM106 196H107V195H106ZM109 196H110V195H109ZM228 196H229V195H228ZM8 197H9V196H8ZM8 197H6V198L8 199ZM18 197H19V196H18ZM18 197H17V198H18ZM22 197H23V196H22ZM25 197H26V196H25ZM36 197H37V196H36ZM46 197H47V196H46ZM65 197H66V198H65ZM73 197H74V198H73ZM75 197L78 198V201H75V200H76ZM84 197H85V196H84ZM96 197H97V196H96ZM101 197H102V196H101ZM107 197H108V196H107ZM112 197H113V196H112ZM112 197H111V199H112ZM144 197L142 196V198H141L140 201H141L142 204H147V203H146V200H145ZM173 197H175V196L173 195L171 198L173 199ZM177 197H178V196H177ZM188 197H189V196H188ZM192 197H193V195H192ZM209 197H210V196H209ZM213 197H214V196H213ZM230 197H233V196H230ZM230 197H227V198H230ZM9 198H11V197H9ZM20 198H21V197H20ZM53 198H54V199H53ZM181 198H182V197H181ZM184 198H185V197H184ZM190 198H191V196H190ZM217 198H218V197H217ZM217 198H216V199H217ZM224 198H225V197H224ZM227 198H226V199H227ZM251 198H252V197H251ZM4 199H5V198H4ZM18 199H19V198H18ZM47 199H48V198H47ZM92 199H94L93 201H96V200H95L96 198H92ZM108 199H109V197H108ZM111 199H110V200H111ZM179 199H180V198H179ZM186 199H187V198H186ZM186 199H185V200H186ZM211 199L213 200V198H211ZM221 199H222V198H221ZM8 200H9V199H8ZM19 200H20V199H19ZM118 200H119V199H118ZM130 200H131V199H130ZM214 200H215V199H214ZM228 200H229V199H228ZM91 201H92V200H91ZM28 202H29V201H28ZM81 202H82V201H81ZM106 202H107V201H106ZM179 202H180V200H179ZM185 202H186V201H185ZM225 202H226V201H225ZM25 203H27V201H26ZM53 203H54V204H53ZM57 203H58V204L55 205L56 207H54V210H57L56 208H57L58 206H59L58 210H59V209H62V210H65V211H66V210L70 211L69 209L72 208L70 204L66 205V207H64V208H60V206H62V205H59V204H60L59 202H57ZM83 203H84V202H83ZM98 203H99V202H97L96 207H97V206H103V205H101V204L98 205ZM112 203H113V202H112ZM114 203H115V202H114ZM208 203H209V202H208ZM218 203H219V202H218ZM19 204H20V201H19ZM22 204H23V203H21V205H22ZM43 204H44V203H43ZM51 204H52V205H51ZM95 204H96V203H95ZM95 204H94V205H95ZM116 204H117V203H116ZM130 204H131V202H130ZM142 204H141V205H142ZM177 204H180V203H177ZM11 205H12V203H11ZM25 205H26V204H25ZM28 205H29V204H28ZM47 205H48V204H47ZM77 205H76V206H77ZM128 205H129V204H128ZM217 205H218V204H217ZM42 206H43V205H42ZM72 206H73V205H72ZM130 206H131V207L128 206V207L130 208V210L133 209V208L135 207V206L132 207V205H130ZM180 206H181V205H179L178 207H180ZM182 206H183V205H182ZM218 206H219V205H218ZM14 207H16V206H14ZM24 207H25V206H24ZM24 207H23V208H24ZM115 207H116V206H114V207L111 206L112 209L115 208ZM187 207H188V206H187ZM208 207H209V205H208ZM208 207H207V208H208ZM210 207H211V205H210ZM23 208H22V209H23ZM40 208H41V207H40ZM44 208H45V206H44ZM46 208H49V207H46ZM46 208H45V209H46ZM51 208H53V207H51ZM65 208H66V209H65ZM68 208H69V209H68ZM73 208H74V206H73ZM76 208H77V207H76ZM116 208H119V207H116ZM184 208H185V207H184ZM87 209L89 210L90 208H87ZM87 209H86V210H87ZM112 209H111V210H112ZM178 209H179V208H178ZM180 209H181V207H180ZM180 209H179V210H180ZM182 209H183V208H182ZM182 209H181V210H182ZM186 209H187V208H186ZM186 209H184V210H186ZM203 209H204V208H203ZM17 210H18V209H17ZM17 210H16V212L18 213ZM20 210H21V209H20ZM24 210H25V209H24ZM40 210H41V209H40ZM52 210H53V209H52ZM113 210H114V209H113ZM21 211H22V210H21ZM65 211H63V212H65ZM68 211H67L66 213H63V212H62V213H63V214H70V212H68ZM115 211H116V210H115ZM16 212H15V214L13 213L14 216H15V218H16ZM23 212L25 213V211H23ZM23 212H21V213L23 214ZM78 212H79V210L77 211L76 214H78ZM80 212H81V211H80ZM183 212H185V211H183ZM187 212H188V211H187ZM189 212L191 213L192 211L189 210ZM224 212H225V211H224ZM27 213H28V212H27ZM39 213H40V212H39ZM43 213H44V212H43ZM59 213H60V211H59ZM74 213H75V211H74ZM74 213L72 212V214H74ZM91 213H92V212H91ZM129 213H131V215L129 214L130 217L133 216V215H132L133 212H129ZM185 213H186V212H185ZM185 213H184V214H185ZM190 213H189V214H190ZM263 213H264V212H263ZM35 214H36V213H35ZM37 214H38V212H37ZM40 214H41V213H40ZM133 214H134V213H133ZM181 214H183V213H181ZM181 214H180V215H181ZM19 215H20V213H19ZM19 215H18V216H19ZM38 215H39V214H38ZM57 215H58V213H57ZM57 215H56V216H57ZM98 215H99V214H98ZM100 215H101V214H100ZM127 215H128V214H127ZM129 215H128V216H129ZM187 215H188V214H187ZM190 215H191V214H190ZM14 216H13V218H11V217H10V218L13 219V221L15 222V220H14ZM32 216L34 217V215H32ZM61 216H62V214H61ZM68 216L70 217V215H66V217H68ZM182 216H183V215H182ZM188 216H189V215H188ZM37 217H38V216H37ZM41 217H42V214H41ZM44 217H45V216H44ZM44 217H43V218H44ZM69 217H68V218H69ZM100 217L102 218V216H100ZM125 217H126V215H125ZM179 217H180V216H179ZM185 217L188 219V217H187L186 215H184L183 218L181 217V218L183 219L182 221L184 222V224L187 223L186 221H188V220H186ZM209 217H210V215H209ZM229 217H230V216H229ZM34 218H35V217H34ZM39 218H40V217H39ZM57 218H61L60 215H58ZM68 218H67V219H68ZM207 218H208V216H207ZM11 219H10V222H11ZM31 219H32V218H31ZM31 219H30V220H31ZM53 219H55V218H53ZM78 219L81 220L80 218H78ZM78 219H77V221H79ZM133 219H134V216H133ZM208 219H209V218H208ZM19 220H20V219H19ZM24 220H25V219H24ZM43 220H44V219H43ZM57 220H58V219H57ZM68 220L71 221V218H69ZM134 220H135V219H134ZM180 220H181V219H180ZM200 220H201V219H200ZM13 221H12V222H13ZM20 221H22V220H20ZM20 221H19V223H20ZM44 221H45V220H44ZM49 221H50V220H49ZM49 221H47V222H45V223H46L47 225H49V224H48ZM59 221L62 222V220H60V219L58 220V223L62 224V225H59V224H58V225H59V228L63 230V229L65 228V227L63 228V222L61 223V222H59ZM65 221H66V220H65ZM73 221H74V220H73ZM12 222H11V223H12ZM22 222H24V221H22ZM34 222H35V221H34ZM42 222H43V221H42ZM51 222H52V221H51ZM51 222H50V223H51ZM183 222H181V226H182V228H180V227L178 228V227H177L178 229H176V228H175V225H174V228H175V230H177V231H178V230L180 231V229H181L182 231H180V232L184 234L185 226H183V225H184V224H182ZM11 223H9L10 226H11ZM32 223H33V222H32ZM45 223H44V224H45ZM52 223H53V222H52ZM52 223H51L49 226L52 228V229H51L52 231H53V229L56 231L57 227H56L55 225H53ZM66 223H67V222H66ZM69 223H70V222H68V227L70 226L69 229H70V231H71L72 228H73V227L71 228V226H72L73 224L71 225V224H69ZM71 223H73V222H71ZM76 223H77V222H76ZM131 223H132V222H131ZM131 223H128V221H127L126 219H124V215H123L121 212H116V213L114 214V216H112V217L109 216V215L103 217V221H102L100 224H99V222H98V224H99L98 227H96V228H90V229L88 228V230L85 231V233H84V234H85V240H86L87 242L89 241V242L92 243L93 240H97V241H100V243H101V245L99 246V247H100V248H99V255L97 256L96 259H92V258H91V259H92L91 262H92L93 264H129V263H130V262L128 263V260H129L128 257L130 256V255H129V254H130L129 252H133V251H131V249L129 250L130 246L128 247V245H127V244H129V243H128L129 241H126V240H125V237H126L125 235H126V231L131 230V229L134 228V227H133L134 225H132ZM134 223H135V222H134ZM140 223L143 224L142 222H140ZM229 223H230V221H229ZM12 224H13V223H12ZM22 224L24 225V223H22ZM26 224H27V223H26ZM80 224H83V223H80ZM130 224H131L132 226H130ZM200 224H201V222H200ZM42 225H43V223H42ZM47 225H46V226H47ZM51 225H53V227H52ZM58 225H57V226H58ZM128 225H129V226H128ZM185 225H186V224H185ZM195 225L198 226L197 223H195ZM206 225H207V224H206ZM209 225H210V224H209ZM34 226H36V225H34ZM54 226H55L56 228H54ZM60 226H61V227H60ZM82 226H83V225H80L81 228H82ZM172 226H173V225H172ZM22 227H23V226L21 225V228H22ZM27 227L29 228V226H27ZM50 227H47V228H50ZM68 227H67V229H68ZM131 227H133V228H131ZM186 227H187V226H186ZM210 227H211V226H210ZM230 227H231V226H230ZM230 227H229V229H230ZM28 228H27V229H28ZM31 228H33V225H32V227L30 226L29 229H31ZM47 228H45V229H47ZM142 228H143V227H142ZM144 228H145V227H144ZM144 228L141 229V227H140V229H139V227H137V230H135V231H136L135 233H137V235L139 236V233H140L139 231H140V230H143V231H144ZM195 228H196V227L194 226V229H195ZM231 228H232V227H231ZM263 228H264V226H263ZM23 229H24V230H23ZM29 229H28V231H29ZM41 229L43 230V228H41ZM134 229H136V228H134ZM145 229H146V228H145ZM160 229H159V230H156L157 232H158V231L160 232V233L158 232V234H162V233L165 231V230H164V231H161ZM167 229H168V230H167ZM25 230H26L25 227L22 228V230H21V231H22V234L25 232ZM47 230H48V229H47ZM49 230H50V229H49ZM51 230H50V231H51ZM74 230H76V229H74ZM151 230H152V231H151ZM162 230H163V229H162ZM231 230H233V229H231ZM256 230H257V231H258V230L260 231V229H256ZM262 230H264V229H262ZM23 231H24V232H23ZM137 231H138V232H137ZM156 231H154V233H155ZM171 231H172V230H171ZM253 231H254V230H253ZM48 232H49V231H48ZM228 232H229V231H228ZM262 232H263V231H262ZM25 233H27V230H26ZM43 233H44V232H43ZM51 233H52V232H51ZM53 233H54V232H53ZM55 233H56V232H55ZM65 233H66V232H65ZM128 233H129V232H128ZM143 233H144V232H143ZM146 233H147V232H146ZM154 233H153V234H154ZM167 233H168V232H167ZM167 233L164 232V234H165L164 236H166ZM171 233H172V232H171ZM229 233H230V232H229ZM258 233H260V232H258ZM44 234H45V233H44ZM57 234H58V233H57ZM155 234H156V233H155ZM173 234H174V233H173ZM177 234H178V233H177ZM42 235H43V234H42ZM42 235H41V236H42ZM49 235H50V234H49ZM70 235H71V234H70ZM137 235H136V236H137ZM171 235H172V234H171ZM179 235H181V234H178L177 237H178ZM260 235H261V234H260ZM262 235H263V234H262ZM55 236H56V235H55ZM59 236L61 237V235H59ZM65 236H66V234H65ZM128 236L130 237L129 234H128ZM131 236H132V238H134V237H133V232H132V235H131ZM134 236H135V235H134ZM144 236H145V235H144ZM144 236H143V237H144ZM158 236H159V235H158ZM164 236H162V237H164ZM168 236H170V234L167 235V237H168ZM173 236H176V234L173 235ZM173 236H172V237H173ZM182 236H183V235H181L180 237H182ZM12 237H13V236H12ZM60 237H59V238H60ZM152 237H154V236H152ZM152 237H150V238L152 239ZM162 237L159 238L160 240H159V239H158V240L155 239L156 242H162V241L165 239V238L163 239ZM167 237H166V239H167ZM204 237H205V236H204ZM238 237H239V236H238ZM261 237H262V239H263V236H261ZM59 238L57 239V243H58V241H59V242H61L60 244H63L62 241H60ZM64 238H65V237H64ZM137 238H138V237H137ZM139 238H140V236H139ZM139 238H138V239H139ZM161 238H162L163 240H162ZM240 238H243V235H242V237H240ZM134 239H135V238H134ZM134 239H131V240H134ZM138 239H137V240H138ZM151 239H150V242H151ZM175 239H176V237H175ZM238 239H239V238H238ZM128 240H130V239L128 238ZM135 240H136V239H135ZM135 240H134V241H135ZM140 240H141V239H140ZM179 240H181V239H179ZM63 241H64V240H63ZM138 241H139V240H138ZM152 241H153V240H152ZM175 241H176V240H175ZM175 241H174V242H175ZM182 241H183V240H182ZM242 241H244V240L242 239ZM7 242H8V239H7ZM135 242H136V241H135ZM139 242H140V241H139ZM141 242H142V240H141ZM141 242H140V243H141ZM143 242H144V241H143ZM163 242H164V241H163ZM165 242H167V240H166ZM171 242H172V240H171ZM202 242H203V246H204L206 252L208 253V256H210V257L213 256V258L216 259V260H214V259H211V258H210V261H207V262H205V263H209V262H211V263H209V264H212V263H214V262L216 263V261H219V262H217L216 264H218V263L220 264L221 262H223V264H239V262H240V256H239V255H238V256L236 255V254H237L236 251H235V250L230 246V244L228 243V240H227V238H226V231H225V229H224V227H223V224H222L221 222H215V223L213 222L212 227H211V233H210V235H209L208 237L204 238V239L202 240ZM236 242H237V241H236ZM238 242H240V241H238ZM16 243H17V242H16ZM16 243H15V244H16ZM19 243H20V242H19ZM100 243H99V244H100ZM131 243L133 244V242H131ZM136 243H137V242H136ZM144 243H145V242H144ZM153 243H154V242H153ZM168 243H169V242H168ZM172 243H173V242H172ZM179 243L181 244L182 242H179ZM179 243H178V245L176 244V246H179V248H180L181 245H179ZM41 244H42V243H41ZM134 244H135V243H134ZM137 244H138V243H137ZM157 244H158V243H157ZM170 244H171V243H170ZM173 244H174V243H173ZM238 244H240V243H238ZM238 244H236V246H239ZM126 245H127V247H126ZM129 245H130V244H129ZM135 245H136V244H135ZM243 245H245V244H243ZM41 246H43V245H41ZM142 246H145V245H142ZM142 246H140V247H142ZM161 246L163 247V245H161ZM161 246H160V251L162 250V249H161V248H162ZM171 246H172V245H171ZM171 246H170V247H171ZM173 246H174L173 248H174V250H175V248H177V247H175V245H173ZM9 247H10V244H9ZM16 247H17V245H16ZM16 247H15V248H16ZM19 247H20V245H19ZM125 247H126V248H125ZM134 247H135V246H134ZM140 247H139V248H140ZM149 247H150V246H145V248H149ZM127 248H128V249H127ZM131 248H132V247H131ZM139 248H137V249H139ZM142 248H143V247H142ZM152 248H153V246H152ZM163 248H164V247H163ZM179 248H178V249H179ZM237 248H239V247H237ZM244 248H245V247H244ZM16 249H17V248H16ZM82 249H83V248H82ZM85 249H86V248H85ZM85 249H84V250H85ZM134 249H135V248H134ZM178 249H177V250H178ZM182 249H183V248H182ZM182 249H180V250H182ZM247 249H248V248H247ZM122 250H123V251H122ZM127 250H128L129 252H127ZM135 250H136V249H135ZM187 250H188V249H187ZM239 250H240V249H239ZM239 250H238V251H239ZM93 251H94V250H93ZM142 251H143V250H142ZM142 251H141V253L148 252V250H147V251L145 250V252H142ZM153 251H155V250H153ZM175 251H176V250H175ZM248 251H249V250H247V252H248ZM80 252H81V251H80ZM161 252H162V251H161ZM178 252H180V251L178 250ZM178 252L176 251V254H177ZM17 253H18V252H17ZM137 253H140V252L137 251ZM152 253H153V254H152ZM166 253H168V252H166ZM166 253H165V254H166ZM172 253H173V251H172ZM181 253H182V252H180V253H178V254L180 255ZM82 254H83V253H82ZM89 254H92V253L90 252ZM135 254H136V252H135L133 255H135ZM147 254H148V253H147ZM154 254H155V253L152 252V249H151V251H150V253H149V256H151V255H152V256H151L150 259H148L147 257H145V258H147L149 261H147V259H146V261H144V263H145V262H148V263H145V264H151V262L153 263V261H150V260H152V259H155V260H156V259H157L156 255H154ZM173 254H175V253H173ZM239 254H240V253H239ZM246 254H247V253H246ZM249 254H250V252H249ZM249 254H247V255H248V260L251 259V258H249ZM16 255H17V254H16ZM127 255H128V256H127ZM131 255H132V253H131ZM140 255H141V254H140ZM179 255H178V256H179ZM45 256H46V255H45ZM70 256H73L72 253H71ZM85 256H86V255H83L84 258H85ZM137 256H139V255L137 254ZM141 256H142V255H141ZM145 256H146V255H145ZM147 256H148V255H147ZM149 256H148V257H149ZM153 256H155V257H153ZM164 256H165V255H164ZM167 256H168V255H167ZM175 256H176V258L178 257L177 255H173L172 257H175ZM180 256H181V255H180ZM180 256H179V259H180V258L182 259V257H180ZM183 256H184V255H183ZM25 257H26V256H25ZM63 257H64V256H63ZM86 257H87V256H86ZM134 257H135V256H134ZM143 257H144V256H143ZM152 257H153V258H152ZM162 257H163V256H162ZM168 257H169V256H168ZM184 257H185V256H184ZM250 257H251V254H250ZM23 258H24V257H23ZM23 258H22V259H23ZM26 258H27V257H26ZM68 258H69V257H68ZM130 258H132V257H130ZM138 258H139V260H140V257H138ZM163 258H164V257H163ZM185 258H186V257H185ZM202 258H203V257H202ZM207 258H208V257H207ZM252 258H253V257H252ZM19 259L22 260L21 258H19ZM28 259H30V258H28ZM28 259H26V260L28 261ZM59 259H60V258H59ZM72 259H73V257H72ZM75 259H76V257H75ZM75 259L72 260L71 262L75 261ZM82 259H83V258H82ZM87 259H88V258H87ZM208 259H209V258H208ZM208 259H205V258H204V259L202 260V263H201V264H204L203 261H204V260H208ZM23 260H24V261L21 262V263H25V264H28V263H29V264H30V262H26V261H25V258H24ZM55 260H56V259H55ZM66 260H67V259H66ZM141 260H142V259H141ZM173 260H174V259H173ZM173 260H172V261H173ZM176 260H177V259H176ZM198 260L200 261L201 259H198ZM212 260H214V261L212 262ZM236 260H237V261H236ZM252 260H253V259H252ZM30 261H31V260H30ZM57 261H58V260H57ZM85 261H86V260H85ZM85 261H83V264H84ZM135 261H136V259H135ZM142 261H143V260H142ZM156 261H157V260H156ZM164 261H166L165 258H164ZM164 261H162V262H164ZM172 261L170 260L171 263L175 264L176 261H175V260H174V262H172ZM186 261H187V260H186ZM188 261H190V260H188ZM193 261H194V260H192V262H193ZM196 261H197V260H196ZM196 261H195V263H196ZM220 261H221V262H220ZM62 262H63V261H62ZM86 262L88 263L89 261L87 260ZM168 262H169V261H168ZM177 262H178V261H177ZM177 262H176V264H177ZM183 262H184V261H183ZM183 262H181V263H183ZM200 262H201V261H200ZM200 262H199V263H200ZM251 262H252V261H251ZM21 263H20V264H21ZM134 263H135V262H134ZM134 263H132V264H134ZM164 263H165V262H164ZM195 263H194V264H195ZM215 263H214V264H215ZM252 263H254V262H252ZM252 263H251V264H252ZM255 263H256V262H255ZM32 264H33V263H32ZM57 264H58V263H57ZM62 264H63V263H62ZM72 264H73V263H72ZM74 264H75V263H74ZM77 264H79V263H78V260H77ZM85 264H86V263H85ZM88 264H90V262H89ZM130 264H131V263H130ZM136 264H137V263H136ZM165 264H167V263H165ZM179 264H180V263H179ZM184 264H185V263H184Z\"/></svg>",
    "mask_w": 264,
    "mask_h": 264
}]
</instances>
